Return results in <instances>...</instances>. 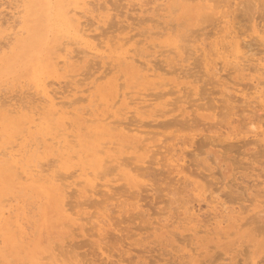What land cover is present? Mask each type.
<instances>
[{
  "label": "rangeland",
  "instance_id": "374dc122",
  "mask_svg": "<svg viewBox=\"0 0 264 264\" xmlns=\"http://www.w3.org/2000/svg\"><path fill=\"white\" fill-rule=\"evenodd\" d=\"M10 1H12V0H7V1L6 0H0V11H1L0 12V18L1 19L3 18V20L0 19V25L2 22V25L0 27V32L2 31L0 33V35H2V36H0V39L2 40L3 37L5 38V36L9 34L8 33L9 32L8 28H9V30L12 31V32H10V34L12 35V38H11L10 34H9V38H7V36H6V38L8 40L16 38L19 42L16 39L11 40V41L9 40L10 43L15 42L14 44H12V46L14 48L11 45L9 46L10 48L5 45V43L10 44L7 41V39H6V42L4 41L5 39L3 40V43L5 42L4 44H0V46L5 45L4 48H3V46L0 47V50L1 49L3 50L2 54L0 53V76H1L0 78L4 77L6 79L8 77L6 79L7 85H5L4 82L2 83V81H6L4 78L0 79V81H1L0 82V84H1L0 88H2L3 85H5V87L7 86L8 88L10 86V88H9L10 90L6 87L7 90L5 89L6 90L5 92L3 91L5 88L3 86V88H2L3 90L0 89V95L2 94L4 96L3 97L1 95L2 99L5 98V99H3L4 101H2V102H5L8 99L9 100H13V99L15 100L16 99L15 102L16 103L18 102L19 106H20L19 107L20 109H18V107H17V109L22 114L20 115L18 113L19 111L16 110V103H14V100L9 101V102L6 101L7 105H3L4 108H2L3 106H0V130H2V131H0V153L1 152L4 153L3 149H6V147L9 145V143L11 141H12V143H10V147L13 146V148L19 149V146L15 145L17 142L16 143L13 142V140H14L13 136L17 135L18 133L20 134V137L23 134H24L23 136H25L26 135L25 131H27V135L25 137L22 136V138H24V139L19 138L21 140V142L19 140V142L17 143V144H20L21 147H23V144H25L24 145L25 148L23 150H21L22 151L21 152V154H22L21 158H23L22 160L24 161V163L25 162H27V164L28 163H30V164L34 163L35 165H37V162L39 160L38 165H37L39 169L37 167L36 168L34 167V169H36V170L38 169L40 171V169L42 168L41 171H43V172H40V173H42V175L39 173L34 178V180L30 179V180L25 181V179L23 177L22 178L24 180H22L21 174L18 173L20 170L17 171L18 169H16L15 172L8 171V170H6V168H4L3 165H0V195L3 197V199H5L4 198L5 196L9 195L7 198H8V200L10 199L8 201L9 202V205H8V202H6L7 199L3 201L2 197L0 196V208L3 207V206H1L3 204H5L6 206L8 205L7 207H10V205L12 204V206H11L12 207L11 209H13L12 213H15L16 217L11 218L10 221L12 222V224H14L16 221L15 219L20 217L21 218L20 222L22 223L21 225L23 226V229L26 228L24 230V232L26 231V233L23 234V237H22L23 239H22V238L18 237L20 235V233L16 234L17 233V231H16L17 227L16 226H13V225L10 226V224L5 225L4 223H3L2 227L0 226L1 227L0 228V234H2V235H0V239H1L0 240V264H53V262H54V264L55 263L57 264L58 260L64 261L65 264H112V262L114 264H116L117 263L116 261H118V259H119V261H118L119 264H143V262H146L145 264H167V263L168 264H177V263L184 264L185 262H186V264H189V263L193 264L192 262H194V260H195L194 264H197V263L198 264H237L239 262V260H240V262L238 264H259V263L264 264V262H263L264 261V227L262 226L263 231H262V227H260V225H264V220H263L264 219V142L262 141V140H264L263 139L264 138V133H263L264 132V129H263L264 128V106H263L264 105V103H263L264 97L262 99V95L264 96V50H263L264 48L263 49L261 48V47H264V39H262L260 37V35H262L264 31L258 30V28H259L258 23L260 21L259 16H261V15H259V13L264 12V9H263L264 1H261V2H263V4H261V6L263 5L262 8H259V4L255 5V3H253L252 4L253 10H251L252 8L250 7V5H249L250 8L248 7L252 12L248 8H247L248 10L245 9L246 11L249 12L250 16H248V13L244 12V9H243L244 6L247 7L246 4L248 3L247 2L248 0H246V2L244 1V3H246V4H244L242 2L243 0H219V1L218 0H192L191 2H190V0H94V1L91 0L92 5L89 4V2H90L89 0H86L85 3H84V0H79V1H77V0H75V1L74 0H51V1H49V0H34V1L33 0H26V1H23L22 0V5L25 4V6H22V5L19 6L18 2L20 0H18V1L13 0V1L17 2V3H15L16 6L18 5L19 8L20 7L23 8V9L20 8L19 10H17L16 6H14L15 4L13 2H10ZM56 1H58V4H56L57 3ZM87 1H88V3H87ZM187 1H189V2H187ZM1 2H3V3H1ZM252 2H253V0H252ZM261 2L259 1V3H261ZM10 3H11V5H10ZM53 3H55L56 5L54 6ZM218 3H220V4H218ZM250 3H251V0H250ZM86 4H88L90 6L87 7ZM159 4H162L160 6V8H159ZM41 5L44 6L42 8L45 11H43V9L41 8ZM85 5H86V8L91 7L90 11H92V12H90L89 10L84 8ZM215 5H216V8H215ZM240 5H241V7L243 5V8H241ZM33 6H35V7H33ZM53 6L55 7L56 10L54 9ZM73 6H75V7H73ZM212 6H214V7H212ZM11 7L16 8L15 10H17V12L20 11V14H18V13L16 14V11L14 9H10ZM50 7H52V8H50ZM59 7H60V9H59ZM72 7H73V10H72ZM76 7H79V8H76ZM164 7H166V9H164ZM185 7H187V8L185 9ZM228 7L230 8V10H233V12L229 11ZM74 8H76V10L79 9V11L81 9L84 11L85 10L89 11V12L85 11V12H87L86 13L87 15H85V17H82L83 20L81 19L86 24L84 22L83 23L81 22V25L84 24L83 25L84 27L88 26L91 30L87 29V27H86V29L89 30V32L94 35V36L92 35L93 41H92L90 36L88 38V40L90 42L89 44L91 46H96L97 50H98V51L97 50L94 51L96 54L93 52L94 53L93 57H92V54H93L92 52H90L91 56L89 53H87V52H89V50L87 48L88 46L87 47L85 46L86 44H79L78 45V44L73 43V44H75L74 48H72L74 46L73 44H71V45L69 44L70 41H71V43L76 42L75 41V25H76V22H73L74 20L72 18V17H74V14H73L74 10H75ZM162 8L164 10H162ZM222 8H223V13L225 12L224 14L227 13L229 15H224V14H222L224 16L220 15ZM57 9H58V11L60 10L59 11L60 13L58 12L59 14L56 12ZM241 9L243 10V13H246V17H245L246 20L244 19V16H243ZM34 10L37 12H34ZM40 10H42V11H40ZM69 10H70V12H68ZM194 10H195V12H194ZM14 11H15L14 15H15L16 19H14L13 18L14 15L11 14ZM54 11L56 13H53ZM79 11H78V13H79ZM84 11H83V14H85ZM254 11H256V12H254ZM167 12H168V14H167ZM209 12L212 13L213 16L211 15V17H210L208 14ZM230 12H232V13H230ZM4 13H6L8 15H6V14L4 15ZM48 13H50V15ZM257 13H258V15H257ZM22 14L24 15L23 18H22V16H21V18H19L20 15H22ZM34 14H36V15H34ZM162 14L165 15V16H163V18L164 17L166 18V22L164 20L165 18L164 19L162 18ZM207 14H208V16H207ZM235 14L237 15V19H235L236 17L234 18V16H233ZM60 15H61V17H60ZM81 15L82 14L80 13L79 16H81ZM203 15L205 17H203ZM47 16H49L50 19ZM104 16H105V18H104ZM159 16H161V17L159 18ZM218 16H220L218 18L219 24L217 23L218 22L217 21ZM253 16L255 17L254 20L252 19ZM24 17H25V19H24ZM29 17H30V19H29ZM68 17H71V18H68ZM209 17H210V19L208 20L207 18H209ZM258 17H259V19H258ZM233 18L235 19L234 22H233ZM238 18H239V20L241 19V21H242L241 23H243L244 24L243 26L245 27V29L241 28V29H243V31L241 30V32H240V29L235 30L237 28V26H235V24H234V26L236 27L235 28V27H233V24H232V23H235V21L238 22ZM249 18H251V20ZM6 19H8L9 21ZM99 19H100V21H98ZM189 19H190V21H189ZM202 19L208 20L207 23L205 20H204V23H202L203 22ZM4 20L8 21L9 23L5 22ZM23 20H24V22H23ZM26 20L27 21L29 20V21L27 22ZM223 20H225V21L223 22ZM56 21H58V23ZM64 21H65V23H64ZM108 21H110L111 23ZM154 21H157V22H154ZM220 21H222V22H220ZM231 21H232V23H231ZM21 22H23V23H21ZM55 22L57 25L55 24ZM164 22H165V24H164ZM209 22H210V24H209ZM5 23H7V24H5ZM25 23H27V24L25 25ZM108 23H110V24H108ZM168 23L171 24L172 26L168 25ZM211 23H213V25H215V26L211 27V25H212ZM225 23H226V25H225ZM241 23L238 22V25L240 26ZM52 24H53V26H52ZM65 24H66V26H65ZM162 24L164 26L167 24L166 28H164V26ZM180 24H182V25L180 26ZM252 24H257V27L255 30L252 28ZM5 25H7V26L10 25V26L6 29ZM47 25H49L51 27H47ZM205 25H206V27H205ZM223 25L226 27H229V28L223 27ZM2 26L5 28H2ZM218 26L221 27V30ZM24 27H25V30L27 32L26 34L24 31ZM172 27H173V31H172ZM215 27L217 29H215ZM222 27L224 29V32H223ZM240 27H242V26H240ZM32 28H35V30ZM49 28H51V29H49ZM3 29L7 30V31H3ZM29 29H32L33 32L36 34L38 33L37 37L34 36L35 34L33 35L32 31L30 32ZM192 29L195 31H192ZM207 29L210 31H207ZM259 29H261V28H259ZM19 30L20 31L23 30V32H19ZM58 30H60L59 32L61 33V37H60ZM61 30H62V32H61ZM165 30H166V32H165ZM218 30H220L221 32L219 31L220 32L219 33ZM244 30H248V31L244 32ZM28 31H29V33H28ZM64 31L67 33V38L64 37L66 35L62 34ZM163 31H164V34L162 35L161 33H163ZM196 31H197V33H196ZM237 31H239V32L237 33ZM152 32H155L156 34L152 33ZM191 32H193L194 35H192L193 33H191ZM199 32L202 34L201 35L198 34ZM204 32H206V33H204ZM242 32H244V34L246 33L245 35H242L245 39L240 36L243 39V41H245L246 44L248 42H250L249 39L252 40V38H254V36H256L255 39L257 38L258 41H261V43L259 42L260 43L259 44L258 42H254L255 41V39H254L253 42L255 44L257 43V45L259 44L258 46H255V44L252 43V41H251V43L248 44V45H251V50H249L250 48L248 45L241 47L242 44L240 45V42L241 43H244V42H242L240 40H239V46H236L232 40V36H235V34H237L239 37V35ZM14 33L16 35H14ZM105 33H107V34L109 33V34L107 35ZM249 33L252 34V36ZM28 34H29V37L27 36ZM224 34L225 35L227 34V36H225ZM52 35H53L55 41L53 39H50V37L53 38ZM196 35H198V36H196ZM222 35H223V37H222ZM110 36H112V37H110ZM115 36L119 37V38L121 37L119 40L121 43L122 42L124 43V41H126L123 44V45L126 44L124 47L119 42L121 49L118 46L119 49L117 48L118 49L117 51L114 50L115 45L118 43L116 41L118 38L115 39L116 38ZM59 37H60V39H58ZM69 37H71L72 39H70ZM127 37H128V39L129 38H131V39L128 40ZM229 37H230V39H229ZM63 38H64V40H63ZM109 38H111V40ZM189 38H190V40H189ZM45 39H46V41H45ZM66 39H68V40L70 39V40L67 42ZM90 39H91V41H90ZM122 39H123V41H122ZM221 39H223V40H221ZM238 39H240V38H238ZM22 40H24L23 41L24 45H23V47H20V46H22V44H20L22 42ZM51 40L53 42H51ZM65 40L68 44L64 42ZM188 40L190 42H188ZM191 40H193V41H191ZM246 40H249V41H246ZM56 41L58 44L56 43ZM46 42H47V44L45 45ZM113 42H116V43H113ZM209 42H211V43H209ZM0 43H2V42L0 41ZM17 43H18V45H17ZM55 43H56V45H55ZM217 43H219V45ZM224 43H225V45H223L224 47L221 46ZM62 44L65 45V47H64L65 50L63 49L64 53L65 54L69 53L67 56H69L70 53H71V55H74V53L75 54L79 53L78 54L79 56L74 55L76 60L80 56L82 57V55H83V57L85 56V60L83 57H82L83 61L81 60L82 63H84V64L79 63L81 57L76 62V60L74 58L72 59V57H74V56H72L70 59V56L67 57L64 53H61L60 49L63 47ZM154 44H155V47H154ZM168 44H171V49H172L171 51H167L169 49V46H170ZM177 44H178V46H177ZM14 45H16V46H14ZM35 45H37L38 47ZM48 45H50L51 49L48 47ZM57 45H60V46H57ZM97 45L100 48H98ZM165 45H168V46L166 47ZM234 45L236 47H238L237 48L238 50H235L236 47ZM260 45H261V47H260ZM42 46H43V48H42ZM82 46L85 47V49ZM112 46H113V50H114L113 52L110 51V50H112V48H111ZM172 46L176 49L178 48L177 49L178 51L176 49H173ZM59 47H60V49H59ZM256 47L260 48L261 50L257 49ZM7 48H9V49H7ZM19 48H21V49H19ZM57 48H58V50H57ZM71 48H72V50H71ZM75 48H76V50H75ZM80 48H82L83 50ZM107 48H110V49H107ZM185 48L188 50H186ZM208 48L210 49V50H208L210 53H208V51H207ZM225 48H226V50H225ZM6 49L8 50V52ZM67 49L71 52L67 51ZM239 49H241V50H239ZM9 50H12V51H9ZM80 50H82V52ZM86 50H87V52H86ZM124 50H125V52H123ZM192 50H193V53H192ZM26 51H28L29 53ZM83 51L86 52L85 55H84ZM129 51H131V52H129ZM47 52H48V54H47ZM114 52H115V58H113ZM171 52H174V53H171ZM189 52L192 53V55ZM213 52L216 54L214 55ZM21 53H23V54H21ZM27 53H28V55H27ZM117 53H119V56H121V57H118ZM127 53H128V55H127ZM200 53H202L203 56ZM207 53H208V55H207ZM16 54L17 55L20 54V55L16 56ZM38 54H40V55H38ZM86 54L88 55V57H92L91 61H93V62L89 61L90 58H88L86 56ZM104 54L106 56H104ZM131 54H133V55H131ZM11 55H12V57H11ZM23 55L24 56L26 55V56L24 57ZM45 55H47V56H45ZM52 55H54V56H52ZM97 55H99V58L102 56L104 57V61L101 59V66L102 67L99 65L100 62H99V64L97 63V61H100V59L99 60L97 59L98 58V57H96ZM130 55L134 58V59L132 58L133 60L130 59L131 58ZM110 56H112L113 59ZM197 56H198V58H197ZM244 56H246V57L249 56V58L246 59V57H244ZM250 56H252L253 59ZM9 57H11V58H9ZM19 57H21L22 59ZM47 57H50V58H47ZM52 57H54V58H52ZM57 57H59V58H57ZM94 57H96V58H94ZM105 57H107V58L105 59ZM122 57H124V60H126L125 63H124V60L122 61L124 63V67H123L122 62H120L121 59H123ZM186 57H187V59H186ZM46 58L49 61L48 60L46 61ZM61 58H63L62 60L64 62L61 60ZM93 58L96 59L97 61L96 60L94 61ZM138 58L140 60L145 59L144 61H146V62L148 60V62L145 65L144 64L145 62L141 63ZM2 59L5 60L4 63H3ZM55 59H57V61ZM109 59H111V60H109ZM114 59L116 61V64L119 65V67H117V66L115 67L116 64L111 63V62L115 63V61H113ZM116 59L120 60L119 63ZM136 59H138L139 61ZM160 59H162V60L164 59V60L162 61ZM248 59H250V61H248ZM10 60H11V62H10ZM14 60H17V61H14ZM59 60L62 61L64 64H62V62H60ZM65 60H66V62H65ZM105 60H108L107 63ZM21 61H23L22 64H21ZM102 61H103V63H102ZM134 61H136V62H134ZM158 61H159V63H157ZM17 62H19V63H17ZM34 62L36 64H34ZM59 62H60V64H59ZM109 62H110V65H109ZM13 63H15V66L12 65ZM56 63H58L59 66H58V64L56 65ZM65 63H67V64H65ZM105 63H106V65H105ZM120 63L122 65H120ZM133 63H135V65H133ZM19 64H20V66H18ZM40 64H43L45 66V73H46V71L48 74L56 72L53 74L54 76L56 74L59 75V73L62 76L56 75L55 76V77H57V79H56L52 74H51V78H50V75L48 77V74H46L45 76H47V79L45 77V79H46L45 80L43 77L44 75L39 74V65ZM85 64H87V65H85ZM90 64H91V66H90ZM125 64L126 65L128 64L127 66L129 68ZM138 64H139V66H138ZM180 64L182 66H180ZM3 65H4V68H2ZM60 65L63 69H60L61 68ZM67 65L69 67H67ZM234 65H236L237 67ZM103 66H105V67H103ZM143 66L147 67V68L150 66V68H149L150 70L147 69L148 72L149 73L151 72L150 74H152V73L154 74V72H155V74L154 75L152 74L150 76L149 74H147L148 72H147L146 68H144ZM175 66H176V69H175ZM238 66H240V67L238 68ZM52 67L54 70L52 69ZM96 67H98V68L96 69ZM113 67L118 68L119 70H114L115 74L111 72L112 73V75H111V74H109L110 73L109 70L111 71V69H113ZM214 67L218 68L217 71H219V72H217L216 69H214ZM219 67L221 68V70ZM9 68H11V69L13 68L14 70L13 69L10 70ZM18 68H20V69H18ZM8 69L11 72H13V74H11V72ZM15 69L18 71H16ZM98 69H99V71H98ZM153 69H155L154 72H153ZM6 70H8L10 73L7 72ZM74 70H75V73L73 72ZM95 70H97V71H95ZM182 70L184 72H182ZM14 71H16L15 74H14ZM77 71H80V72H77ZM93 71L95 72V74H93L94 73ZM116 71H118V72L116 73ZM120 71L122 73L121 78L119 77V75L121 74ZM138 71H139V74H138ZM23 72H25V73H23ZM66 72H68V74L72 75V79H71V75H70V77L68 76L69 78L66 76L67 75ZM87 72H88V74H87ZM4 73L6 75L11 74L12 76L11 75L6 76ZM143 73H144V75H143ZM91 74H93V75H91ZM74 75L76 76L75 77L76 79L75 78L73 79ZM90 75H91V77H90ZM100 75L102 76V78ZM108 75L109 76L111 75L112 77L111 76L109 77ZM114 75H115V77H114ZM15 76H17V79L21 78L22 76L24 77L22 79H25V77H26V79H29V81L31 82V86H32V83H35L36 85L33 84V86H32L33 88L28 87L30 82H28V84L26 82V84H25L24 82L28 81L25 79V80L21 81L24 84V85L22 84V86H21V83H20L21 79H19V81L18 80L15 81L16 80V79H14ZM88 76H89V78H88ZM99 76H100V78H99ZM103 76H104V78H103ZM125 76L127 78H125ZM134 76L137 77L138 79L135 78ZM30 77L33 79H31ZM117 77L120 78V80L119 79L117 80ZM158 77H160V78L158 79ZM48 78H50V80H51V81L49 80V82H51V83L54 82L52 87L50 86L51 87L50 91L53 90V92H57L55 94L57 96L56 101L60 105H56V109H58V111L60 113L65 110V112L61 113V115H60V113L56 114L55 112L50 110L51 108L49 106H47L48 104L44 100H41L43 98V96H42L43 92L40 89H42L41 87H42L43 83L45 85L47 84ZM53 78L56 80L54 81ZM106 78H107V80H106ZM110 78H112V79L116 78V79L110 80ZM133 78H134V80H131ZM9 79L12 82V87H11V84L8 85V83H10V82H8ZM30 79L34 80V81L32 82ZM42 79H43V81L40 82V80H42ZM59 79H61V80H59ZM144 79H146V80H144ZM152 79H154V80L157 79V80L153 81ZM58 80L61 82H58ZM72 80H73V82H71ZM158 80H160V81H158ZM45 81H47V82L45 83ZM116 81L117 82L119 81V83H121L122 86L120 84V87H119L118 86L119 84ZM142 81H143V83H142ZM146 81L147 82L151 81V82H149V84L146 85ZM15 82H16V84H15ZM17 82H19L20 85ZM75 82L77 84H75ZM100 82L103 83V85L102 84L99 85ZM160 82H162V83L164 82V84H162ZM13 83L15 84L16 89H15ZM144 83L146 85V89H145ZM95 84H97V85H95ZM112 84L113 85L117 84V86L119 88H117V86H113ZM141 84L143 86L140 87ZM25 85H27V87L24 89ZM49 85H51V84L49 83L48 86ZM185 85H186V89L188 88L187 90H185V88H184ZM254 85H255L256 89H255ZM138 86H139V88H138ZM19 87H21L22 89ZM104 87H106V91H108V93L106 92L107 94H105V88ZM115 87H116L115 92L110 89V88L115 89ZM258 87L259 88L261 87L262 89L261 88L259 89ZM11 88H13V89H11ZM17 88L20 89V93L18 92L19 89H17ZM34 88H38V89L36 90ZM46 88H48V87H46ZM49 88H48V90H49ZM96 88L98 90H96ZM101 88H104V89H101ZM99 89L101 90L102 93L100 92ZM257 89H259L258 92H256ZM12 90L14 93L12 92ZM35 90H36V92H35ZM118 90L120 91L119 95H117ZM168 90L170 92L166 93L165 91H168ZM15 91H17V92L15 93ZM22 91H23V94H21ZM26 91H29L28 94ZM95 91H97V92L99 91V92L95 93ZM184 91H186V92L184 93ZM8 92L12 93L11 94L12 98L10 97V95H9L10 93L8 94ZM38 92H40L42 95L40 96L39 94H37ZM109 92H111V93L109 94ZM5 93L7 95H4ZM18 93L21 94V96H23L24 98H22L19 95H15V97H13L14 96L13 94H18ZM100 93H101V95H99ZM113 93H114V95H113ZM97 94L99 95L98 97H100V96L101 97L104 96V98L106 97L105 99L104 98H102V99H104L105 101L107 100V101L104 102V100H102V102H99L100 98L99 99L97 98ZM183 94H184V96H182ZM111 95H112V97H111ZM1 96H0V98H1ZM53 96H54V93H53ZM116 96L118 97L119 100H121V99L123 100V101L121 100V102H119L120 104L116 103V101H118V100L114 99V98H117ZM123 96H125V97L123 98ZM20 97L22 98L21 100H24L26 98V103H25V100H24V103L22 102L24 105L26 104L24 106L23 112L21 111V105L22 104L20 102L21 100H19ZM39 97H42V98L40 99ZM90 97H92V98L90 99ZM109 97H111V98H109ZM140 97H145V99L141 98V99L145 100V102H141ZM237 97H239V98H237ZM94 98L98 99V101H95L96 104L98 102H99V104L102 103L101 105L97 104L98 107L100 106L99 109L97 108V105L92 106V104H95V103H92V104L90 103V100L92 102V99H94ZM107 98H109V99H107ZM112 98L114 99L113 101H112ZM131 98L132 99L134 98V99L131 100ZM180 99L182 101H180ZM108 100H109V103H108ZM126 100L131 101V102L127 103ZM134 100L136 101V103ZM114 101L116 104L113 103ZM42 102H44L43 104H46V105H43ZM72 102H74V103H72ZM137 102H140V103H137ZM170 102H171V104H170ZM244 102H247V103H244ZM29 103H31V105H34L32 108H34V110H36V111L31 110L32 109L31 107L26 110V108L28 107L27 105ZM38 103L39 104L41 103V105L38 106L39 105ZM241 103L243 105L242 107H241ZM2 104L3 103H1V100H0V105H2ZM11 104H15L14 105L15 107L13 108L12 107L13 105H12L10 108ZM36 104H37V106H36ZM105 104L107 106H105ZM109 104L111 106H113V104L115 106L118 105L119 108L121 107L120 108L121 110H123V107L120 105L121 104L122 105L127 104L125 106L126 107L128 106L127 108L129 109V112H127V110H128L127 108H124V109H126V112L124 110L125 113L122 112V114H124V115L121 114L122 115L121 116L119 114V112H121V111H119L120 110L119 108H116L118 111V114H117V112L114 113L115 110L113 111V114L115 115L114 119L116 117L118 120V117H120L119 120H121L124 123H125V121L128 122L127 120H130L129 116L131 117V120H132L133 119L132 117H134L135 115H138L140 113V109H141L142 113L139 114L138 117L135 116L134 119L137 120L139 118L138 120L140 121V119H141L142 123H143V121H145L144 124L146 126L142 125L143 127H141V129L137 130V129L133 128L134 127L133 125L129 126V124H128L129 122L125 123V124H123V123L120 124L121 123L120 122V123H118L120 125L116 124L115 122H110V121L106 122V120H110L112 118V117L110 118V114H109L111 109H115V106H114V108H109L110 107ZM135 104L136 105L139 104V106H136ZM130 105L133 109L130 107ZM142 105H143V107L141 108L140 106H142ZM227 105H228V107H227ZM238 105H239V107H238ZM5 106H7V107L5 108ZM102 106H103V111H104L103 113H102ZM181 106H183L188 112L186 110L185 111L183 110L185 112L184 113V112H182V110H179V109L183 108ZM230 106L232 107L231 109H229ZM236 106L239 109H236L237 108ZM246 106H248V107H246ZM39 107L40 108L45 107L44 110L46 113L44 112L43 109H40ZM57 107H59L60 110H62L63 107H64V109L62 111H60L59 108H57ZM95 107L97 108V110L95 109ZM104 107H108V108H104ZM46 108L48 109L47 110L48 112L46 111ZM136 108H137V110L140 108L138 112H137ZM9 109H11V111L13 110L12 112L14 114H12V112ZM76 109H78V111ZM106 109L109 110L108 114H107ZM167 109L168 110L172 109V111H170V113L173 114L174 117L177 115L176 118L178 121L181 118H182V120L184 118V121H185V117H187L188 119L187 118L186 119L188 120L187 123L189 124V127L187 125L186 126L188 128L185 127L184 126L185 123H183L184 124L183 127H182V125H179V122L181 120L179 122L177 121L178 125H175L176 124V122H175L174 126H176V127L172 126V128H171V123L173 125L174 122H169V124L167 122L168 125H165L166 122L164 123V125L160 122L159 123L160 125H159L157 123L158 120L159 121L160 120L166 121L167 119H170V118L171 119L169 121L172 120L173 115L171 116L169 113L165 112V111H167ZM14 110L17 112H15ZM25 110H26V112L31 110V112L33 111V113L30 116L29 114L31 112L26 113ZM49 110L52 111L53 113H55L54 116H52V112H50L51 114H49ZM73 110L75 111V114L72 115L71 112H73ZM80 110L82 113H80ZM132 110L136 111L137 113L132 112ZM162 110H165V111L163 112ZM38 111L40 113L39 117L35 116L36 114H38ZM42 111L44 114L42 113ZM68 111L69 112L71 111V112L69 113ZM257 111H259V112H257ZM76 112H78L77 113L78 115L76 114ZM83 112L86 114H84ZM16 113H18L17 114L18 116L16 115ZM93 113H94V115H93ZM97 113L101 114L102 120L99 119L100 115L99 114L97 115ZM161 113H162V117H160ZM79 114H81V115H79ZM102 114H103V116H102ZM104 114L107 115L106 116L107 119H105L106 117ZM168 114L170 115V117H168L169 116ZM193 114H195V115L193 116ZM63 115L65 118L62 117ZM75 115H77L78 117ZM141 115H142V117L140 118L139 116H141ZM40 116H41V119L45 118V119H43L44 121L41 119L39 120L42 123H40L38 121V119L36 120V118H40ZM83 116L89 117L88 119L91 118V120L94 117H96L98 120L96 118H94V120L96 122H93V120H92V122H91V120H89V121L87 120V123H85L86 118H84ZM98 116H99V118H98ZM189 116L191 118H193V117L195 118V116H196V118L199 117V119L197 118L198 119L197 120L195 118L196 120L195 119L191 120V118ZM30 117H31V119H30ZM33 117H36V118H34V122L32 119ZM50 117H52V118L54 117V119H52ZM61 117L64 119H62ZM156 117H158V119ZM70 118L75 119L74 120L75 122L72 121ZM5 119H6V121H5ZM47 119H48L47 125L49 123V120L51 122V123H49L50 128L47 126L49 128V129L47 128L48 130L46 129V126H44V129H43V126H41V124H43L44 122L46 123ZM68 119L71 121V123L72 122L73 123L70 124V121ZM154 119H156L157 121ZM8 120L11 123H9ZM61 120H63V121L66 120V121L63 122ZM67 120L69 121V123L67 122ZM27 121H28V123H26ZM31 121H32V123H31ZM76 121H79V122L76 123ZM98 121H100V123ZM174 121H176L175 118H174ZM196 121H197V123H194ZM4 122L6 124L5 126H4ZM37 122H39L40 124H38ZM52 122L53 123L56 122V124H58L57 127H60L59 129H62V131L67 130L68 135L69 134L73 135V137H72L73 140H71V138H70L71 136L69 137L70 138L69 140H71L70 141L71 145L73 147H75V145L76 146L79 145V147L77 146L76 148H73L70 145L72 147L71 150L70 149L67 150L66 147L68 148L70 146L67 145L66 147H63V145H61V147H62L61 148L59 143L62 144V142L64 140L63 141L60 140V137L61 138L66 137L67 134L65 132H62V134L64 136H60L61 130H59L57 127H55L54 126L55 124L53 125ZM62 122H63V124H62ZM116 122H118V121H116ZM132 122H131V124H132ZM147 122H149V124ZM33 123L36 126H34ZM136 123H138V122H136ZM69 124H70V127H68ZM75 124L76 125L79 124L80 127L78 125L77 126L79 128L77 126L75 127L74 126ZM106 124L109 125L110 127L107 126ZM190 124H192V125H190ZM16 125H17V127L18 126L19 127L15 128ZM29 125H33V128L30 127ZM71 125L73 127H75L74 130H73V127H71ZM97 125H99V126H97ZM124 125H128L129 127L126 128V127H124ZM213 125H214V127H213ZM61 126L62 127L64 126V128H62ZM113 126H116V127L119 126V127L116 128ZM210 126H212V127L210 128ZM12 127H14V128L11 129ZM53 127H55L56 130H58V131H56ZM83 127H86L87 129L85 128V130H84ZM23 128L24 129L29 128V130L30 129L32 131L34 130V132H31V130L28 131L27 129L25 131L24 130L20 131V129H23ZM36 128H37V130H35ZM52 128L54 129L55 132L53 131ZM93 128L94 129L98 128L97 130H94L95 133L93 131ZM103 128H104V132L107 131L106 133H103ZM125 128H126V130H125ZM130 128H133L132 129L133 133H129V132H132ZM71 129L73 130V132ZM121 129H123V130H121ZM175 129H177V130H175ZM230 129H231V131H230ZM39 130L41 131V134L43 133V135H41V134L38 135V133L40 132ZM70 130H71V132H70ZM75 130H77V131H75ZM88 130H91L94 135L92 136V133H90L91 131H88ZM99 130H101V131H99ZM118 130L122 134L123 133H125V134H123V136H122V134ZM140 130H143V131L141 132ZM79 131H81L80 133H82V134H80ZM97 131H99V132H97ZM127 131H128V133H127ZM137 131H140V132L136 133V135H135V132H137ZM15 132H17V133H15ZM29 132H31V133H29ZM44 132H46L45 134L51 133L52 135H54L52 137L57 138V140L59 138V140L61 142L54 141V140H56L55 138L49 140L51 138V134H49L50 138L47 137V139H46L47 135H45ZM56 132H58L60 134V135H58V133H57V137L55 134ZM117 132H118V134H117ZM224 132L225 133L227 132V133L225 134ZM32 133H33V135H32ZM6 134H7V136H5ZM19 134L17 136H19ZM76 134H79V135H76ZM108 134H110L109 137H108ZM205 134H207L209 137L206 136ZM209 134H211V135H209ZM212 134H213V137H212ZM86 135H88L89 137ZM97 135H98V138L100 140L97 138ZM126 135H127V137H126ZM225 135L231 136V137H227V136L225 137ZM242 135H243V137H242ZM27 136H29V137H27ZM36 136H39V139L42 137L41 138L42 140H40L41 142L44 141L45 139L46 140L44 141V143L42 142V144L40 141H38L39 143H37L38 137H36ZM118 136H119V138H118ZM214 136L217 138H215ZM104 137H106V139L111 137V140L109 139V141H108L110 143H108L107 142L108 139L105 140ZM114 137L117 139H114ZM206 137H208L209 139ZM17 138L18 137L15 138L16 141H18ZM74 138L76 140L78 139L77 144H76V140ZM92 138H93V140H92ZM202 138H204L206 140V142L208 141V143L204 142L205 140ZM227 138L230 141L236 140L238 142V144L236 143V141H234L236 144L234 142L231 143ZM257 138L262 139V140H259V143L261 142L260 144L256 143V142H258ZM25 139L29 140V141H26ZM81 139H82V141H80ZM118 139H120L121 142ZM200 139H201V141H200ZM210 139L215 140L216 142H212ZM239 139L241 141H239ZM9 140H11V141L9 142ZM225 140H226V142H225ZM255 140H257V141H255ZM72 141H74L73 143H75V145L72 143ZM88 141H89V143H88ZM242 141H243V143H242ZM26 142H28V143H26ZM57 142H58V144H57ZM112 142H115L119 145L115 144L116 146H114V143H112ZM136 142H137V144H136ZM222 142L224 144H222ZM35 143L37 145H35ZM83 143L87 146H85ZM131 143L133 145V148L137 145L135 147L136 150H135V148L133 149L131 147L132 146V145H130ZM202 143L203 144L206 143L207 145L204 146ZM219 143H221V144H219ZM227 143H228V146L230 147V149L228 146H226ZM230 143L232 145H230ZM246 143H248V144H246ZM26 144H28V145H26ZM32 144H33V146H32ZM49 144H52V145L50 146ZM98 144H100V146L102 145V147H101V152L103 151L102 153L97 151L98 148L100 149V147H98L99 146ZM104 144H106L105 145L106 147L103 146ZM111 144H113V145H111ZM199 144H201V145H199ZM124 145H127V146H124ZM158 145H159V147H158ZM224 145L226 147H224ZM258 145H260V147H258ZM37 146L41 147V148L39 147L40 151H38L39 149L37 148ZM55 146L60 148V150L62 149V151H60L62 154L58 151L59 149L57 147H56L57 150L55 151V149H56ZM109 146L110 147L114 146L113 147L114 150L116 151L117 149H119V152L116 151V153H115L112 148H110L111 150L109 149ZM119 146H120V148H119ZM141 146H142V148H141ZM1 147H2V149H1ZM103 147H104V150H102ZM116 147H118V148H116ZM198 147H200V149ZM63 148L66 150L64 151ZM194 148L195 149L198 148V149H196L197 151ZM224 148H225L226 152H225ZM7 149H11V148H9V146H8ZM26 149H27V151H26ZM41 149H45V151L44 150L41 151ZM84 149L86 150V152ZM46 150H48V152H50V155L52 154L51 155L53 157V159L51 158L52 161L50 160L51 156L49 155L48 152H46ZM77 150H78V152H76ZM79 150H81V151H79ZM122 150L124 152H122ZM229 150H231V151H229ZM33 151H34V153L36 151H38L39 152L38 155H37V152L35 153L36 155H34ZM54 151H55V154H54ZM66 151H68L69 153ZM153 151H155V152L157 151L158 154L153 152ZM159 151H162V152H159ZM192 151L194 154H196V156L192 153ZM240 151H242V152H240ZM26 152H28V153H26ZM42 152H43V154H42ZM44 152L47 153L48 157L50 156L49 157L50 161H48V163H46L47 162L46 159H48V157L46 156V154L44 155ZM82 152H84V155H80V154H83ZM63 153L66 155H64ZM113 153H115L114 157L116 156V159H112V158H114ZM161 153H163V154H161ZM23 154H25L24 155L25 159L23 157ZM58 154L60 156H58ZM72 154H76L75 157ZM106 154H108L109 157H105V156H108ZM152 154L154 155V157L152 156ZM155 154H156V156H155ZM86 155H87V157H86ZM35 156L37 158H35ZM57 156H58V158H56V160L58 159V162L56 163L55 157H57ZM3 157L4 156L1 154L0 160L5 159V157L4 158ZM44 157H47V158H44ZM122 157L124 158V160H123V163L121 165L120 163L122 162ZM27 158H28V160H27ZM70 158H71V161H69ZM72 158L80 167L77 164L75 165ZM105 158H106V162L109 159H110V161L112 159V162H107V167H105L106 165L103 166V164H106L103 161ZM107 158H109V159H107ZM118 158H121V160ZM42 159L46 160L45 163L43 162L44 164L40 163L43 161ZM92 159H94V160L92 161ZM126 159H127V161H126ZM131 159H134V160L130 161ZM136 159H137V161H136ZM140 159H142V160L138 161ZM34 160L37 162H33ZM146 160H147V162H146ZM23 161H22V163H23ZM80 161H82L81 162L82 164L80 163ZM85 161H88L87 165H86V163H84ZM117 161H120V162H117ZM194 161H195V163H194ZM196 161L198 164L196 163ZM68 162H70V163H68ZM129 162H132V163H129ZM39 163L41 165H39ZM54 163H55V165H53ZM65 163H67V164H65ZM117 163H118V167H121V169L117 168V171H116V170H114L115 168H113V171H114L113 172L111 168L114 166L117 167L116 166ZM134 163H135V166H134ZM92 164H94V165H92ZM110 164L112 167L108 166ZM178 164H180V165L178 166ZM137 165L140 167V169L137 168L138 167ZM198 165L200 168L198 167ZM99 166H100L101 170H104L105 168L108 169L109 167H111V168H109L110 172L109 173L107 172V174H106V173H104L105 171L104 172L100 171ZM44 167H46V168H44ZM60 167L63 169H61ZM74 167L75 168L79 167L78 168L79 170L78 169L74 170ZM103 167H104V169H103ZM133 167L137 168L138 170L135 168L131 169ZM177 167H178V169H177ZM64 168H65V170H67V169L71 170V171H69L70 174H68V172H67L68 170L66 171V173L68 174V176L65 178L68 180V181L65 180V182L67 181V185H65L64 182L62 184V182L59 181V178H57V176H55V175H57L55 170L58 171V169H60L61 171L58 173H61L62 170L65 171ZM125 168H126V170H125ZM172 169H174V170H172ZM73 170L76 171L74 175H72V173H71ZM81 170L84 171L86 175ZM98 170L100 172H103L105 176L106 175H108V176H106V178H104V177L100 178L96 173ZM109 170H106V171H109ZM118 170L121 171L124 175L121 174V172H119ZM3 171L5 174L2 173ZM74 171H73V173H74ZM88 171H90L93 174L88 173ZM111 171L113 172L112 174H111ZM44 172H46L45 174H47V175H44ZM116 172L118 173V175H119V173L121 175H123L122 177L125 176L124 177L125 180H124V178L121 179L120 176L118 178V175L116 174ZM48 173H50L51 175H49ZM63 173H65V172H63ZM66 173H65V176H66ZM95 173H96V176H94ZM138 173H140V174H138ZM9 174H10V176H9ZM89 174L91 175L90 177H89ZM99 174H101V173H99ZM16 175H19V177H17ZM40 175L44 176V178L42 177L43 179H40V177H38ZM81 175L83 177H84V175H85V177L88 175L87 177H89V179L86 177V179L84 178L85 180L83 181L82 180L83 177ZM126 175H128V176H126ZM11 176L12 177L14 176L16 181L13 179L14 177L12 178ZM50 176L52 178H48ZM59 176L61 177V175L58 174V177ZM72 176H73V178L76 177V179H77V177L81 176L79 184H81L83 186H79L78 183L74 184V183L69 182L70 180H72V178H71ZM92 176L95 179L92 180ZM97 176L102 180H100ZM100 176L102 177V175H100ZM237 177H239V178H237ZM9 178H12V179H9ZM18 178H19V182L22 180V182H20V184L18 182ZM55 178H57L58 180H56ZM68 178H70V180ZM109 178L111 180L112 179L114 180V178L115 179L118 178L119 180L117 179V180H114L115 182H112L113 180L111 181ZM178 178H180V179L177 180ZM97 179H99V180H97ZM108 179H109V182L111 184L108 182ZM11 180H13V182H15V183H12ZM60 180H64V178L62 179V177H61ZM95 180L98 181L100 184L98 185L97 184L98 182H95ZM134 180H137V182ZM73 181L75 182V179H73L72 182ZM57 182L59 184H57ZM76 182H79V179ZM101 182L102 183L106 182V184H109V185H112V183H114V187H116L117 192H119V190H118V187H119V188H122V190H124V191L128 190L127 191L128 195L126 192H124L120 189L121 192H119V193L122 194V196H120V198H119V196H118L119 193L118 194L116 193L117 195L115 194L116 197L114 196L115 199L116 198L120 199V201H118V199H117V201L119 203L116 200L114 201V198H111V199H109V201H106V202H108L107 204L104 201V203H103L105 205L104 206V205L100 204V202L101 201L103 202V200H102L103 197H105L103 199H107L106 197L110 196V194H108V193H110L111 188H109V189L106 188L107 193L105 196V194H102L103 191L101 192L100 189L103 186L104 187L103 190H105V187H108V185L100 186ZM132 182H133V184H132ZM185 182H187V184ZM16 183H18V184H16ZM26 183L28 185H26ZM42 183L45 184L44 188L46 187V185H48V183H51L49 185L52 186V188L50 186H49L50 188L47 186L46 187L47 189L45 188L47 191H45ZM68 183H69V185H68ZM126 183H128V184H126ZM182 183H184V184H182ZM11 184H13V185H11ZM29 184H30V186H29ZM37 184H38V186H37ZM89 184H90V186H89V188H87L86 186H88ZM95 184L98 185L97 188L99 186L101 187V188H99L100 191L97 188H95V186H96ZM124 184L127 185V186L126 185L125 186L128 189L125 190V189H123L124 188L123 186L122 187L120 186V185H124ZM178 184H181L182 186H180ZM22 185H26L27 188H29V189H26V186L22 187ZM63 185H65V186L63 187ZM91 185H92V189H90ZM117 185H119V186L117 187ZM130 185H133V188ZM31 186H32V188L30 189ZM36 186H37V188H36ZM66 186L67 187L69 186V187L66 189L65 188ZM70 186H72V187L74 186L73 187L74 189L76 187H78L80 189L79 190L80 192L76 191L78 193L77 195L79 197H77V195H75L76 192L74 193V195L76 197L73 195L74 190H72V188ZM184 186H186V187H184ZM62 187H63V189H62ZM109 187H113V186H109ZM181 187H183V189ZM42 188H43L44 192L41 190ZM59 188L62 189V191H60ZM64 188L66 190L70 189L69 191H71L72 193L71 192L68 193V191H66V193H65ZM85 188L88 190H86ZM232 188H237V189H236V191L234 189V192H232L233 191ZM21 189H23L24 191ZM133 189H135L134 190L135 192L129 193V190L133 191ZM16 190H18V191H16ZM34 190H38L41 194L37 191V193L40 195H38V194H36V196L33 195L34 200H30V199H33L30 197H32L31 195L34 194V192H35ZM75 190H77V188ZM89 190L90 191L92 190L91 191L92 195H91ZM113 190H114V188H113ZM116 190H114V191L116 192ZM86 191H87V194L90 193V194H88L90 196H88L87 194H84V193H86ZM62 192H63V194L59 196V194H61ZM113 192L111 191L112 194H113ZM42 193L44 196H41ZM64 193H65V195H64ZM67 193H68V195H66ZM93 193H94L95 197L97 198V199L95 198V201L98 202V200L101 198L100 199L101 201H99L98 205L96 203H93V202H92L93 205H91L90 202H88V203H90L89 205L87 203L86 204L78 203L79 200L80 201L82 200L81 202H83V200H85V199H86L85 201H88V200H92V198L94 201ZM135 193H136V195H135ZM17 194L22 195V196H19ZM46 194H47V196H46ZM80 194H82L84 196L80 197ZM132 194L135 197L132 196ZM229 194H231V195H229ZM16 195L19 196L20 198L18 199L16 197ZM52 195H54V197ZM89 197H91V199ZM130 197H131V199H129ZM132 197L135 200L134 199L132 200ZM44 198H45V202H44ZM67 198L68 199L70 198L68 201H69V203H70V201L72 203L67 204L65 202V201H67ZM126 198H128L127 200L129 203L125 200ZM214 198L216 199L217 202L214 201L215 200ZM37 199L38 200L41 199L42 204L40 201L38 202ZM1 200H2V202H1ZM29 200H30V202H32L31 204H30ZM55 200H57V202ZM124 200L127 202L126 206H123V205H125ZM258 200H260V201H258ZM35 201H37V203ZM121 201H123L124 204L122 203L121 207H116L115 203L117 202V206L118 205L120 206ZM188 201H190V202L188 203ZM210 201H212V203ZM3 202H5V203H3ZM112 202L115 205L111 204ZM130 202L133 204H130ZM134 202H135V204H134ZM198 202H201V203H198ZM25 203L26 204L29 203V204H27L28 206H26ZM71 204H73V206H74L73 207L74 209L72 208L73 209L72 211L70 210L71 207H69V209L67 208ZM128 204H129V206H128ZM137 204H138V206H137ZM37 205L38 206L40 205L39 206L40 211L38 210L39 207ZM75 205H77L76 208H75ZM107 205L108 206L110 205V208L112 206L111 209H113V210L117 209L118 211L114 210V212H113L111 209H109V207H107ZM113 205H114V207H113ZM222 205H224V207ZM248 205H249V207H248ZM25 206H26V208H25ZM92 206H94V208ZM241 206H243V207H241ZM245 206H247L248 209ZM18 207H21V208H18ZM31 207H32V210H31ZM34 207H35V209H34ZM106 207L108 209L106 210V212H104ZM122 207L125 210L126 209L127 210L124 211L123 209H119ZM190 207H192V209ZM230 207L233 209L231 210ZM189 208L191 210H188ZM221 208H222V211H221ZM16 209H18V211ZM202 209H203V212H202ZM109 210L112 211L111 214H110ZM141 210H143L145 212L142 213L143 211L141 212ZM233 210L235 213L232 212ZM243 210H246V212L244 213ZM74 211L77 213H73ZM101 211H102V214H101ZM255 211H256V214H253V213H255ZM29 212H32V213H29ZM119 212H120V214H119ZM130 212L133 215H131ZM188 212H190L192 214H190ZM193 212L196 214H194ZM222 212H224V213L222 214ZM92 213H94L93 214L94 216H92ZM129 213H130V215H129ZM218 213H220V214H218ZM30 214L32 215V217H30L31 216ZM99 214H101L100 215L101 217L104 214L103 217L106 219H103V217L102 218L99 217ZM105 214H106V216H105ZM214 214H215V216H214ZM217 214H218V216H217ZM67 215L68 216L71 215V216L67 217ZM250 215H252V216H250ZM130 216H132V217H130ZM223 216L224 217L227 216V218L225 217V221L222 222L221 220H224ZM229 216H230V218H229ZM232 216L235 217V219H237L238 221L235 220ZM76 217H77V219H76ZM89 217H91L92 221L90 219H88V220H90V222L89 221L87 222L86 220ZM95 217H96V219H95ZM186 217H188V218L190 217L192 220L191 219H184ZM215 217H217V218H215ZM247 217L252 218V219L255 218V219L252 221V219H249V218L247 219ZM257 217L261 221L257 220L258 219ZM181 218H183V219H181ZM229 219H232V220L230 221ZM245 219H246V221H245ZM13 220H15V221H13ZM41 220H42V222H41ZM100 220H102V223ZM31 221H32V223H31ZM75 221H77V223H75ZM106 221H107V223H105ZM218 221L221 224H218ZM94 222H95V224L97 223V225L100 229L97 228V225L94 226ZM245 222H247V223H245ZM103 223H105V224H103ZM243 223H244V225H243ZM249 223H251V224L249 225ZM29 224H30V226H29ZM240 224L243 226H241ZM91 225L94 226V228L92 227V229H91ZM257 225H259V226H257ZM11 227L13 229H11ZM39 229H40V231H39ZM194 229H196V230H194ZM204 229L205 230L207 229L206 231H208L209 234H206L207 232L204 231ZM85 230L88 231L89 235L86 233ZM193 230H194V232H193ZM199 230H201V232ZM168 231H170V232H168ZM210 231L212 232V234ZM231 231H232V233H231ZM233 231H234V233H233ZM28 232H29V234H28ZM198 232H199V234H197ZM100 233H101V235H100ZM259 233H260V235H259ZM97 234H99V236ZM3 235H4V238H3ZM193 235H195V236H193ZM198 235H200V236H198ZM203 235L208 236V237L204 236V241H202L203 239H201V238H203ZM25 236H26V238H25ZM179 236H180V238H179ZM182 237H183V239H182ZM195 237H199V238H195ZM210 237H212V238H210ZM18 239L19 240L22 239V240L19 241ZM22 241H24L25 245L23 243H20ZM81 241H84V242L82 243ZM75 242H77V243L74 244ZM196 242L198 243L199 247L197 246ZM241 242H242V245H240ZM55 243L57 244V246L55 245ZM15 244H17V245H15ZM78 244H82L83 246L80 245L81 247L78 248ZM204 244L208 245V246H205ZM1 245L3 248L1 247ZM18 247H19V249H18ZM56 247H57V249H56ZM60 247L65 249V250H62ZM211 247H213V248H211ZM232 248H234V249H232ZM1 249H3V250H1ZM4 249L7 251H5ZM207 249H208V252H207ZM61 250L63 251V253H61L62 252ZM128 250L130 252H128ZM245 250H247V252ZM123 251H125V253H122ZM192 251L194 253H192ZM201 251H202V253H201ZM204 251H205V253H204ZM220 251H221V253H220ZM5 252H7L6 254L8 256L5 255ZM64 252L65 253L67 252V253L65 254ZM126 252H128V253L126 254ZM244 253H245V255H244ZM49 254H51V255H49ZM64 254L67 255V256H65V259H64ZM181 254H186V255L181 256ZM191 254H194V257L191 256ZM198 254H200L201 256H197ZM202 254H203V256H202ZM24 255L26 256V258ZM47 255H49L51 257V259ZM176 255H177V257H176ZM195 255H196V258L198 257V259L195 258ZM217 255H218V257H217ZM190 256H191V258H190ZM106 257H108V258L106 259ZM188 257H189V260H188ZM214 257H216L217 259ZM109 258H110L111 263L109 262ZM122 258H124V259L126 258L127 260L125 259L126 261L123 260V262H121ZM176 258H177V262H175ZM185 258H186V261H185ZM212 258L214 260H212ZM223 258H226V259H223ZM112 259H114L115 262ZM120 259H121V261H120ZM208 259H210V261ZM231 259L234 260V262H232ZM10 260H12V261H10ZM180 260H181V262H180ZM183 260L185 261L184 263L182 262ZM190 260H193V261L190 262ZM206 260H208V262ZM215 260H217V261H215ZM187 261H189V263H187ZM165 262H167V263H165Z\"/></svg>",
  "mask_w": 264,
  "mask_h": 264
},
{
  "label": "bare ground",
  "instance_id": "6f19581e",
  "mask_svg": "<svg viewBox=\"0 0 264 264\" xmlns=\"http://www.w3.org/2000/svg\"><path fill=\"white\" fill-rule=\"evenodd\" d=\"M6 1H7V0H6ZM17 1H18V0H17ZM23 1H26V0H23ZM33 1H34V0H33ZM49 1H51V0H49ZM74 1H75V0H74ZM77 1H79V0H77ZM85 1H86V0H84V3H85ZM89 1H90L89 4L92 5L91 2L94 1V0H92V1L89 0ZM191 1H192V0H190V2H191ZM218 1H219V0H218ZM244 1L246 2V0H243L242 2L244 3ZM259 1L261 2V1H264V0H259ZM259 1H258V0H253V2H252V0H251V3H250V0H248L247 2H248L249 4H248V3H247V4L244 3V4L247 5V7L244 6V8H243V5H242V7H241V5H240V7L244 9V12H247V13H248V16H250L249 12L246 11L245 9H247V8L249 7V5H250V7L252 8V4H253V3H255V5L259 4V8H262L264 4H263V2L259 3ZM10 2H13L14 4L17 3L16 1H13V0L10 1ZM56 2H57L56 4H58V1H56ZM98 2H99V1H98ZM187 2H189V1H187ZM215 2H216V1H215ZM1 3H3V2H1ZM4 3H5V2H4ZM20 3H21V4H20ZM28 3H29V2H28ZM42 3H43V2H42ZM49 3H50V2H49ZM87 3H88V1H87ZM243 3H242V4H243ZM18 4H19V6L22 5V0H20V1L18 2ZM31 4H32V3H31ZM37 4H38V3H37ZM53 4H54V6L56 5L55 3H53ZM60 4H61V3H60ZM96 4H97V3H96ZM162 4H163V3H162ZM162 4H159V8H160V6H161ZM185 4H186V3H185ZM218 4H220V3H218ZM261 4H263V5L261 6ZM10 5H11V3H10ZM34 5H35V4H34ZM78 5H79V4H78ZM83 5H84V4H83ZM83 5H82V6H83ZM86 5H87V7L90 6V5H88V4H86ZM86 5H85L84 8H86ZM94 5H95V4H94ZM213 5H214V4H213ZM1 6H2V5H1ZM7 6H8V5H7ZM14 6H16V4H15ZM19 6H18V5L16 6L17 10H19L20 8H22V7L19 8ZM22 6H25V4H23ZM54 6H53V7H54ZM80 6H81V5H80ZM96 6H97V5H96ZM197 6H198V5H197ZM197 6H196V7H197ZM218 6H219V5H218ZM9 7H10V6H9ZM29 7H30V6H29ZM33 7H35V6H33ZM33 7H32V8H33ZM39 7H40V6H39ZM42 7H44V6L41 5V8H42ZM48 7H49V6H48ZM57 7H58V6H57ZM73 7H75V6H73ZM73 7H72V10H73ZM204 7H205V6H204ZM212 7H214V6H212ZM240 7H239V8H240ZM245 7H246V8H245ZM250 7H249V8H250ZM16 8H14V7L12 8V7H11L10 9H14V10H15ZM27 8H28V7H27ZM27 8H26V9H27ZM50 8H52V7H50ZM76 8H79V7H76ZM76 8H74V9H75V10H74V13H73V14H74V17H72L73 20H74V21H73V20H72V21H73V22H76V25H75V41H76V42H72V43H71V41H70L69 44H70V45L73 44V43L78 44V45H79V44H86L85 46H86V47L88 46L87 48H88V50H89V52H87V50H86V52L89 53V54H90V52L93 53L94 51L97 50V47H96V46H91V45L89 44L90 42H89L88 38H89V36H90L91 39H92L94 35L91 34V33L89 32V30H91V29H90L88 26H86V27H87V29H89V30H87L86 27L83 26L84 24L81 25V22H82V23L84 22V21H82V20H83L82 17H85V15H87L86 13L90 11L91 7H90V8H86L87 10H89V11L85 10V11H87V12H85V11L82 10V9L80 10V11H81V12H80L79 9H77V10L79 11V13H78V11L76 10ZM92 8H93V7H92ZM186 8H187V7H185V9H186ZM215 8H216V5H215ZM249 8H248V9H249ZM22 9H23V8H22ZM24 9H25V8H24ZM28 9H29V8H28ZM42 9H43V8H42ZM54 9H55V7H54ZM59 9H60V7H59ZM164 9H166V7H164ZM164 9L162 8V10H164ZM217 9H218V8H217ZM228 9H229V11H232V12H233V10H230L229 7H228ZM248 9H247V10H248ZM257 9H258V8H257ZM263 9H264V7H263ZM17 10H15V11H16V14H17V13L20 14V11L17 12ZM52 10H53V9H52ZM55 10H56V9H55ZM189 10H190V9H189ZM241 10H242V9H241ZM249 10H250V9H249ZM251 10H253V8H252ZM251 10H250V11H251ZM11 11H12V10H11ZM15 11H14L13 13H11V12H10V13H11L12 15H14V14H15ZM21 11H22V10H21ZM25 11H26V10H25ZM40 11H42V10H40ZM40 11H39V12H40ZM43 11H45V10L43 9ZM59 11H60V10H59ZM59 11H58V9H57L56 12L58 13ZM83 11L85 12V14H83ZM165 11H166V10H165ZM225 11H226V10H225ZM0 12H1V11H0ZM28 12H29V11H28ZM28 12H27V13H28ZM34 12H37V11L34 10ZM34 12H33V13H34ZM56 12L54 11L53 13H56ZM68 12H70V10H69ZM68 12H67V13H68ZM90 12H92V11H90ZM189 12H190V11H189ZM194 12H195V10H194ZM226 12H227V11H226ZM232 12H230V13H232ZM251 12H252V11H251ZM254 12H256V11H254ZM261 12H262V11H261ZM22 13H23V12H22ZM30 13H31V12H30ZM59 13H60V12H59ZM59 13H58V14H59ZM80 13H81L83 16H82V15L79 16ZM224 13H225V12H224ZM224 13H223V8H222V11H221L220 15H222V14H224ZM242 13H243V10H242ZM258 13H259V12H258ZM258 13H257V15H258ZM5 14H6V13H4V15H5ZM23 14H24V13H23ZM23 14L20 15L19 18H21V16H22V18H23V16H24ZM36 14H37V13H36ZM36 14H34V15H36ZM48 14L50 15V13H48ZM51 14H52V13H51ZM73 14H72V15H73ZM78 14H79V15H78ZM167 14H168V12H167ZM208 14H209V16L211 17L212 13L209 12ZM208 14H207V16H208ZM217 14H218V13H217ZM253 14H254V13H253ZM6 15H8V14H6ZM9 15H10V14H9ZM28 15H29V14H28ZM32 15H33V14H32ZM52 15H53V14H52ZM70 15H71V14H70ZM70 15H69V16H70ZM169 15H170V14H169ZM204 15H205V14H204ZM204 15H203V17H205ZM224 15H229V14L226 13V14H224ZM224 15H222V16H224ZM235 15H236V14H235ZM235 15H233V16H234V18L236 17L235 19H237V15H236V16H235ZM254 15H255V14H254ZM259 15H261V16H259L260 19H259V17H258V19L260 20L258 24H259V28H261V29L258 28V30H260V31L263 30V31H264V12H263V13H259ZM17 16H18V15H17ZM25 16H26V15H25ZM30 16H31V15H30ZM102 16H103V15H102ZM102 16H101V17H102ZM107 16H108V15H107ZM163 16H165V15L162 14V18H163ZM197 16H198V15H197ZM212 16H213V15H212ZM233 16H232V17H233ZM243 16H244V19L246 20V18H245V17H246V13H243ZM3 17H4V16H3ZM11 17H12V16H11ZM47 17H49V16H47ZM60 17H61V15H60ZM64 17H65V16H64ZM64 17H63V18H64ZM160 17H161V16H159V18H160ZM166 17H167V16H166ZM203 17H202V18H203ZM210 17L207 18V19L209 20ZM219 17H220V16L217 17V21H218L217 23H218V24H219V20H218ZM13 18L16 19V18H15V15L13 16ZM26 18H27V17H26ZM68 18H71V17H68ZM104 18H105V16H104ZM162 18H161V19H162ZM164 18H165V17H164ZM164 18H163V19H164ZM186 18H187V17H186ZM234 18H233V22H234V20H235ZM0 19H1V18H0ZM24 19H25V17H24ZM29 19H30V17H29ZM49 19H50V17H49ZM65 19H66V18H65ZM81 19H82V20H81ZM102 19H103V18H102ZM163 19H162V20H163ZM170 19H171V18H170ZM220 19H221V18H220ZM231 19H232V18H231ZM231 19H230V20H231ZM247 19H248V18H247ZM249 19L251 20V18H249ZM252 19L254 20L255 17L253 16ZM1 20H3V18H2ZM6 20H8V19H6ZM33 20H34V19H33ZM36 20H37V19H36ZM53 20H54V19H53ZM60 20H61V19H60ZM152 20H153V19H152ZM152 20H151V21H152ZM154 20H155V19H154ZM164 20H165V22H166V18H165ZM168 20H169V19H168ZM204 20H205L206 23H207L208 20H206V19H204ZM204 20L202 19V21H203L202 23H204ZM213 20H214V19H213ZM215 20H216V19H215ZM221 20H222V19H221ZM4 21H5V20H4ZM4 21H3V22H4ZM8 21H9V20H8ZM8 21H5V22H8ZM21 21H22V20H21ZM26 21H27V20H26ZM28 21H29V20H28ZM28 21H27V22H28ZM31 21H32V20H31ZM31 21H30V22H31ZM61 21H62V20H61ZM72 21H71V22H72ZM98 21H100V19H99ZM106 21H107V20H106ZM159 21H160V20H159ZM159 21H158V22H159ZM189 21H190V19H189ZM224 21H225V20H223V22H224ZM256 21H257V20H256ZM256 21H255V22H256ZM10 22H11V21H10ZM23 22H24V20H23ZM23 22H21V23H23ZM56 22L58 23V21H56ZM56 22H55V24H56ZM86 22H87V21H86ZM108 22H110V21H108ZM112 22H113V21H112ZM154 22H157V21H154ZM165 22H164V24H165ZM167 22H168V21H167ZM198 22H199V21H198ZM210 22H211V21H210ZM210 22H209V24H210ZM220 22H222V21H220ZM228 22H229V21H228ZM236 22H237V21H235V23H232V21H231V23L233 24V27L237 26V28L235 27V28H236L235 30H237V29L239 30V29H240V32H241V30L243 31V29H241V28H244V29H245V27L243 26L244 24L241 23V22H242L241 19L239 20V18H238V22L241 23L240 26H242V27H240V26L238 25V22H237V23H236ZM8 23H9V22H8ZM49 23H50V22H49ZM64 23H65V21H64ZM64 23H63V24H64ZM84 23H85V22H84ZM110 23H111V22H110ZM110 23H108V24H110ZM170 23H171V22H170ZM180 23H181V22H180ZM5 24H7V23H5ZM26 24H27V23H25V25H26ZM50 24H51V23H50ZM50 24H49V25H50ZM74 24H75V23H74ZM85 24H86V23H85ZM105 24H106V23H105ZM158 24H159V23H158ZM178 24H179V23H178ZM211 24L213 25V23H211ZM234 24H235V26H234ZM236 24H237V25H236ZM1 25H2V22H1ZM1 25H0V27H1ZM3 25H4V24H3ZM15 25H16V24H15ZM49 25H47V27H51V26H49ZM56 25H57V24H56ZM162 25H163V24H162ZM166 25H167V24H166ZM166 25H165V26L163 25L164 28H166ZM168 25H171V24L168 23ZM181 25H182V24H180V26H181ZM183 25H184V24H183ZM191 25H192V24H191ZM212 25H211V27H214V26H215V25H213V26H212ZM225 25H226V23H225ZM9 26H10V25H9ZM9 26L5 25L6 29H7ZM43 26H44V25H43ZM52 26H53V24H52ZM65 26H66V24H65ZM171 26H172V25H171ZM207 26H208V25H207ZM228 26H229V25H228ZM238 26H239L240 28H239ZM5 27L2 26V28H5ZM27 27H28V26H27ZM31 27H32V26H31ZM58 27H59V26H58ZM205 27H206V25H205ZM211 27H210V28H211ZM216 27H217V26H216ZM216 27H215V29H217ZM218 27H219L220 30H221V27H220V26H218ZM223 27H226V26L223 25ZM223 27H222V29H223ZM256 27H257V24H252V28H253L254 30L256 29ZM22 28H23V27H22ZM69 28H70V27H69ZM179 28H180V27H179ZM198 28H199V27H198ZM226 28H229V27H226ZM231 28H232V27H231ZM26 29H27V28H26ZM32 29L35 30V28H32ZM32 29H29L30 32L32 31V34H33V35L35 34L34 36L37 37L38 33H37V34L34 33ZM36 29H37V28H36ZM49 29H51V28H49ZM175 29H176V28H175ZM199 29H200V28H199ZM212 29H213V28H212ZM13 30H14V29H13ZM197 30H198V29H197ZM220 30H218V32H219ZM228 30H229V29H228ZM231 30H232V29H231ZM3 31H7V30H4V29H3ZM8 31H9V32H8L9 34H10V32H12V31L9 30V28H8ZM24 31H25V34H26L27 32H26V30H25V27H24ZM47 31H48V30H47ZM59 31H60V30H58V32H59ZM172 31H173V27H172ZM192 31H195V30L192 29ZM207 31H210V30L207 29ZM211 31H212V30H211ZM245 31H248V30H244V32H245ZM260 31H259V32H260ZM1 32H2V31H1ZM1 32H0V33H1ZM19 32H23V30H21V31L19 30ZM51 32H52V31H51ZM51 32H50V33H51ZM58 32H57V33H58ZM61 32H62V30H61ZM88 32H89L90 34H89ZM108 32H109V31H108ZM143 32H144V31H143ZM161 32H162V31H161ZM165 32H166V30H165ZM220 32H221V31H220ZM220 32H219V33H220ZM223 32H224V29H223ZM238 32H239V31H237V33H238ZM244 32H242L243 34H242V33H241V34L239 33V34H240L239 37H238L237 34H235V36H232V40H233V42L235 43L236 46H239V40L245 43V41H243V39H242V38H244L242 35H245V34H246V33L244 34ZM8 33H7V34H8ZM28 33H29V31H28ZM39 33H40V32H39ZM57 33H56V34H57ZM65 33H66V32L64 31L62 34L66 35V36H64V35H63V36L67 38V33H66V34H65ZM152 33H155V32H152ZM191 33H193V32H191ZM196 33H197V31H196ZM204 33H206V32H204ZM2 34H3V33H2ZM9 34L6 35L7 38H9ZM18 34H19V33H18ZM21 34H22V33H21ZM21 34H20V35H21ZM30 34H31V33H30ZM47 34H48V33H47ZM59 34H60V37H61V33H60V32H59ZM105 34H107V33H105ZM108 34H109V33H108ZM108 34H107V35H108ZM144 34H145V33H144ZM144 34H143V35H144ZM155 34H156V33H155ZM161 34L163 35V34H164V31H163V33H161ZM198 34L201 35L202 33L199 32ZM227 34H228V33H227ZM227 34H226V35L224 34V35L227 36ZM249 34H250V33H249ZM10 35H11V34H10ZM14 35H16V34L14 33ZM23 35H24V34H23ZM92 35H93V36H92ZM114 35H115V34H114ZM190 35H191V34H190ZM192 35H194V33H193ZM214 35H215V34H214ZM250 35L252 36V34H250ZM0 36H2V35H0ZM6 36H5V38L3 37L2 40L0 39V41L2 42V43H0V44H4V43L6 42V39H7ZM27 36L29 37V34H28ZM56 36H57V35H56ZM56 36H55V37H56ZM196 36H198V35H196ZM202 36H203V35H202ZM240 36H241L242 38H241ZM247 36H248V35H247ZM247 36H246V37H247ZM253 36H254V35H253ZM258 36H259V35H258ZM14 37H15V36H14ZM19 37H20V36H19ZM24 37H25V36H24ZM52 37H53V35H52ZM60 37H59L58 39H60ZM110 37H112V36H110ZM115 37H116V36H115ZM190 37H191V36H190ZM222 37H223V35H222ZM255 37H256V36H254V38H252V40L249 39L250 42H248L247 44H246V43L244 44V43H241V42H240V45L242 44L241 47H242V46L244 47V46L248 45L249 43H251V41H252V43H254V42H258V43L260 42V43H261V41H258L257 38L255 39ZM260 37H261L262 39H264V32H263L262 35H260ZM11 38H12V35H11ZM48 38H49V37H48ZM69 38L72 39L71 37H69ZM113 38H114V37H113ZM117 38H118V39H117ZM120 38H121V37H120ZM120 38H119V37H116V38H115V39H117L116 41L118 42L116 45L114 44V45H115V47H114L115 49H114V50H116V51L120 48V43H121V42L119 41ZM122 38H123V37H122ZM182 38H183V37H182ZM197 38H198V37H197ZM199 38H200V37H199ZM224 38H225V37H224ZM238 38H240V39H238ZM4 39H5V40H4ZM15 39H16V38L11 39V40H15ZM28 39H29V38H28ZM50 39H53V40H54V37H53V38L50 37ZM61 39H62V38H61ZM70 39H69V40H70ZM91 39H90V41H91ZM109 39L111 40V38H109ZM127 39H128V37H127ZM129 39H131V38H129ZM129 39H128V40H129ZM229 39H230V37H229ZM244 39H245V38H244ZM254 39H255V41H254ZM3 40L5 41L4 43H3ZM9 40H10V39H9ZM9 40L7 39L8 42H9ZM11 40H10V41H11ZM16 40H17V39H16ZM63 40H64V38H63ZM66 40H67V42L69 41L68 39H66ZM66 40L64 41L65 43H67ZM104 40H105V39H104ZM128 40H127V41H128ZM185 40H186V39H185ZM189 40H190V38H189ZM189 40H188V42H190ZM198 40H199V39H198ZM221 40H223V39H221ZM249 40H246V41H249ZM256 40H257V41H256ZM17 41H18V40H17ZM20 41H21V40H20ZM23 41H24V40H22V42L20 43V44H22V46H20V47H23V45H24V44H23ZM45 41H46V39H45ZM54 41H55V40H54ZM72 41H73V40H72ZM92 41H93V39H92ZM114 41H115V40H114ZM122 41H123V39H122ZM191 41H193V40H191ZM253 41H254V42H253ZM13 42H14V41H13ZM18 42H19V41H18ZM51 42H53V41L51 40ZM119 42H120V43H119ZM125 42H126V41H124V43H125ZM141 42H142V41H141ZM218 42H219V41H218ZM9 43H10V42H9ZM14 43H15V42H14ZM14 43H12V42H11L10 44L5 43V45H6L7 47H9L10 45L12 46V44H14ZM43 43H44V42H43ZM56 43H57V41H56ZM56 43H55V45H56ZM111 43H112V42H111ZM113 43H116V42H113ZM124 43L122 42L121 45H123ZM209 43H211V42H209ZM225 43H226V42H225ZM225 43L222 44L221 46L225 45ZM260 43H259V44H260ZM20 44H19V45H20ZM46 44H47V42L45 43V45H46ZM51 44H52V43H51ZM51 44H50V45H51ZM57 44H58V43H57ZM63 44H64V43H63ZM63 44H62V45H63ZM67 44H68V43H67ZM75 44H73L74 46H73L72 48L75 47ZM87 44H88V45H87ZM91 44H92V43H91ZM99 44H100V43H99ZM175 44H176V43H175ZM175 44H174V45H175ZM217 44L219 45V43H217ZM254 44H255V43H254ZM259 44H258V45H259ZM262 44H263V43H262ZM5 45H1V46H3V48H4ZM17 45H18V43H17ZM42 45H43V44H42ZM50 45H48L49 48H50ZM53 45H54V44H53ZM53 45H52V46H53ZM112 45H113V44H112ZM125 45H126V44H125ZM125 45H123V47H124ZM149 45H150V44H149ZM156 45H157V44H156ZM168 45H170V46H169V49H170V50L168 49L167 51H171V50H172V49H171V44H168ZM168 45H165V46L167 47ZM207 45H208V44H207ZM235 45H234V46H235ZM258 45H257V43L255 44V46H258ZM1 46H0V47H1ZM14 46H16V45H14ZM35 46H37V45H35ZM52 46H51V47H52ZM57 46H60V45H57ZM83 46H84V45H83ZM83 46H82V47H83ZM97 46H98V45H97ZM118 46H119V48H118ZM152 46H153V45H152ZM152 46H151V47H152ZM177 46H178V44H177ZM189 46H190V45H189ZM191 46H192V45H191ZM236 46H235V47H236ZM248 46H249V48H250L249 50H251V45H248ZM262 46H263V45H262ZM12 47H13V46H12ZM26 47H27V46H26ZM37 47H38V46H37ZM40 47H41V46H40ZM55 47H56V46H55ZM61 47H62V46H61ZM64 47H65V45H63V47H62L61 49H60V47H59L61 53H64V51H63ZM123 47H122V48H123ZM126 47H127V46H126ZM154 47H155V44H154ZM175 47H176V46H175ZM206 47H207V46H206ZM223 47H224V46H223ZM223 47H222V48H223ZM225 47H226V46H225ZM231 47H232V46H231ZM231 47H230V48H231ZM260 47H261V45H260ZM9 48H10V47H9ZM9 48H7V49H9ZM13 48H14V47H13ZM13 48H12V49H13ZM24 48H25V47H24ZM42 48H43V46H42ZM44 48H45V47H44ZM67 48H68V47H67ZM72 48H71V50H72ZM83 48L85 49V47H83ZM98 48H100V47L98 46ZM111 48H112V50H110V51L113 52V51H114V50H113V46H112ZM117 48H118V49H117ZM172 48H173V49H176V48H174L173 46H172ZM210 48H211V47H210ZM226 48H227V47H226ZM226 48H225V50H226ZM237 48H238V47H236L235 50H238ZM256 48H257V47H256ZM261 48L263 49L264 47H261ZM7 49H6V50H7ZM19 49H21V48H19ZM29 49H30V48H29ZM34 49H35V48H34ZM50 49H51V48H50ZM80 49H82V48H80ZM107 49H110V48H107ZM107 49H106V50H107ZM120 49H121V48H120ZM129 49H130V48H129ZM177 49H178V48H177ZM177 49H176V50H177ZM185 49H186V48H185ZM205 49H206V48H205ZM223 49H224V48H223ZM257 49L261 50L260 48H257ZM57 50H58V48H57ZM64 50H65V49H64ZM75 50H76V48H75ZM75 50H74V51H75ZM82 50H83V49H82ZM82 50H80V51L82 52ZM102 50H103V49H102ZM186 50H188V49H186ZM208 50H210V49L208 48L207 51H208ZM221 50H222V49H221ZM239 50H241V49H239ZM263 50H264V49H263ZM0 51H1L0 53L2 54L3 50L1 49ZM9 51H12V50H9ZM24 51H25V50H24ZM37 51H38V50H37ZM62 51H63V52H62ZM67 51H69V50L67 49ZM80 51H79V52H80ZM97 51H98V50H97ZM107 51H108V50H107ZM110 51H109V52H110ZM164 51H165V50H164ZM174 51H175V50H174ZM177 51H178V50H177ZM7 52H8V50H7ZM20 52H21V51H20ZM26 52H28V51H26ZM26 52H25V53H26ZM42 52H43V51H42ZM69 52H71V51H69ZM86 52L83 51L84 55H85ZM102 52H103V51H102ZM123 52H125V50H124ZM126 52H127V51H126ZM129 52H131V51H129ZM184 52H185V51H184ZM202 52H203V51H202ZM223 52H224V51H223ZM17 53H18V52H17ZM28 53H29V52H28ZM28 53H27V55H28ZM43 53H44V52H43ZM77 53H78V52H77ZM94 53H95V52H94ZM94 53L92 54V57L94 56ZM97 53H98V52H97ZM171 53H174V52H171ZM175 53H176V52H175ZM189 53H190V52H189ZM192 53H193V50H192ZM192 53H190V54L192 55ZM208 53H210V52L208 51ZM208 53H207V55H208ZM213 53H214V52H213ZM21 54H23V53H21ZM47 54H48V52H47ZM51 54H52V53H51ZM64 54H65V53H64ZM68 54H69V53H67V54H65V55L67 56ZM72 54H73V53H72ZM78 54H79V53H78ZM78 54H75V53H74V55H76V56H79ZM95 54H96V53H95ZM100 54H101V53H100ZM109 54H110V53H109ZM112 54H113V53H112ZM163 54H164V53H163ZM200 54H202V53H200ZM200 54H199V55H200ZM211 54H212V53H211ZM215 54H216V53H214V55H215ZM18 55H20V54H18ZM18 55L16 54V56H18ZM33 55H34V54H33ZM38 55H40V54H38ZM41 55H42V54H41ZM62 55H63V54H62ZM74 55H71V53H70V55H69V56H70V59H71V57L74 56ZM102 55H103V54H102ZM127 55H128V53H127ZM131 55H133V54H131ZM131 55H130V57H131L130 59L133 58ZM134 55H135V54H134ZM209 55H210V54H209ZM244 55H245V54H244ZM23 56H24V55H23ZM25 56H26V55H25ZM25 56H24V57H25ZM45 56H47V55H45ZM52 56H54V55H52ZM69 56H67V57H69ZM86 56L88 57L87 54H86ZM90 56H91V54H90ZM100 56H101V55H100ZM104 56H106V55L104 54ZM112 56H113V55H112ZM112 56H110V57L112 58ZM117 56H118V57H121V56H119V53H117ZM166 56H167V55H166ZM186 56H187V55H186ZM202 56H203V54H202ZM11 57H12V55H11ZM11 57H9V58H11ZM14 57H15V56H14ZM21 57H22V56H21ZM21 57H19V58H21ZM27 57H28V56H27ZM27 57H26V58H27ZM38 57H39V56H38ZM41 57H42V56H41ZM59 57H60V56H59ZM59 57H57V58H59ZM80 57H81V56H80ZM80 57H79V58H80ZM82 57H83V55H82ZM82 57L80 58V62H79V63H82V61H83V60H82ZM87 57H86V58H87ZM92 57H88V58H90L89 61L92 60V59H91ZM96 57H98L97 59H98V60L100 59V61H97L96 59H94V58H96ZM96 57H94L93 60H94V61L96 60L98 64H99V62H100L99 65L101 66V59L104 61V57L102 56L103 58H102V57L99 58V55H97ZM108 57H109V56H108ZM174 57H175V56H174ZM244 57H246V56H244ZM250 57H252V56H250ZM3 58H4V57H3ZM26 58H25V59H26ZM42 58H43V57H42ZM47 58H50V57H47ZM47 58H46V61L48 60ZM52 58H54V57H52ZM73 58L75 59V56L72 57V59H73ZM77 58H78V57H77ZM79 58H78L77 60H79ZM83 58H84V60H85V56H84ZM106 58H107V57H105V59H106ZM113 58H115V52H114V57H113ZM113 58H112V59H113ZM122 58H123V59L120 58L121 61L118 60V59H116V60L118 61V63H119V61L122 62V61L124 60V57H122ZM125 58H126V57H125ZM128 58H129V57H128ZM128 58H127V59H128ZM156 58H157V57H156ZM190 58H191V57H190ZM197 58H198V56H197ZM197 58H196V59H197ZM240 58H241V57H240ZM247 58H249V56H247L246 59H247ZM4 59H5V58H4ZM15 59H16V58H15ZM21 59H22V58H21ZM37 59H38V58H37ZM37 59H36V60H37ZM62 59H63V58H61V60H62ZM133 59H134V58H133ZM133 59H132V60H133ZM138 59H139V58H138ZM138 59H136V60H138ZM158 59H159V58H158ZM164 59H165V58H164ZM164 59H163V60H164ZM184 59H185V58H184ZM186 59H187V57H186ZM193 59H194V58H193ZM252 59H253V57H252ZM261 59H262V58H261ZM2 60H3V59H2ZM7 60H8V59H7ZM12 60H13V59H12ZM40 60H41V59H40ZM44 60H45V59H44ZM55 60L57 61V59H55ZM75 60H76V59H75ZM77 60H76V62H77ZM81 60H82V61H81ZM109 60H111V59H109ZM128 60H129V59H128ZM139 60H140V59H139ZM139 60H138V61H139ZM142 60H143V61H142ZM142 60H140V62H141V63H142V62H145L144 64L146 65V63L148 62V60H147V62L144 61L145 59H142ZM155 60H156V59H155ZM160 60H162V59H160ZM163 60H162V61H163ZM14 61H17V60H14ZM32 61H33V60H32ZM48 61H49V60H48ZM56 61H55V62H56ZM59 61H60V60H59ZM62 61H63V60H62ZM62 61H60V62H62ZM87 61H88V60H87ZM89 61H88V62H89ZM103 61H102V63H103ZM105 61H106V63H107L108 60H105ZM113 61H115V59H114ZM130 61H131V60H130ZM186 61H187V60H186ZM248 61H250V59H248ZM4 62H5V60H3V63H4ZM6 62H7V61H6ZM10 62H11V60H10ZM30 62H31V61H30ZM35 62H36V61H35ZM35 62H34V64H36ZM60 62H59V64H60ZM63 62H64V61H63ZM63 62H62V64H64ZM65 62H66V60H65ZM67 62H68V61H67ZM69 62H70V61H69ZM74 62H75V61H74ZM91 62H93V61H91ZM110 62H111V61H110ZM110 62H109V65H110ZM125 62H126V60H124V63H125ZM134 62H136V61H134ZM150 62H151V61H150ZM150 62H149V63H150ZM164 62H165V61H164ZM1 63H2V62H1ZM17 63H19V62H17ZM22 63H23V61H21V64H22ZM37 63H38V62H37ZM49 63H50V62H49ZM97 63H96V64H97ZM106 63H105V65H106ZM111 63H112V64H116V61H115V63H114V62H111ZM124 63L122 62L123 67H124ZM138 63H139V62H138ZM157 63H159V61H158ZM157 63H156V64H157ZM162 63H163V62H162ZM216 63H217V62H216ZM237 63H238V62H237ZM239 63H240V62H239ZM8 64H9V63H8ZM54 64H55V63H54ZM57 64H58V63H56V65H57ZM59 64H58V66H59ZM62 64H61V65H62ZM65 64H67V63H65ZM82 64H84V63H82ZM87 64H88V63H87ZM87 64H85V65H87ZM94 64H95V63H94ZM122 64L120 63V65H122ZM160 64H161V63H160ZM233 64H234V63H233ZM240 64H241V63H240ZM12 65L15 66V63H13ZM31 65H32V64H31ZM61 65H60V67H61ZM77 65H78V64H77ZM88 65H89V64H88ZM103 65H104V64H103ZM109 65H108V66H109ZM125 65H126V64H125ZM127 65H128V64H127ZM127 65H126V66H127ZM133 65H135V63H133ZM241 65H242V64H241ZM18 66H20V64H19ZM18 66H17V67H18ZM21 66H22V65H21ZM25 66H26V65H25ZM33 66H34V65H33ZM54 66H55V65H54ZM54 66H53V67H54ZM58 66H57V67H58ZM62 66H63V65H62ZM90 66H91V64H90ZM90 66H89V67H90ZM116 66L119 67V65H117V64L115 65V67H116ZM136 66H137V65H136ZM138 66H139V64H138ZM166 66H167V65H166ZM180 66H182V65L180 64ZM234 66H236V65H234ZM47 67H48V66H47ZM53 67H52V69H53ZM57 67H56V68H57ZM67 67H69V66L67 65ZM84 67H85V66H84ZM89 67H88V68H89ZM101 67H102V66H101ZM103 67H105V66H103ZM121 67H122V66H121ZM121 67H120V68H121ZM127 67H128V66H127ZM143 67H144V66H143ZM160 67H161V66H160ZM160 67H159V68H160ZM173 67H174V66H173ZM236 67H237V66H236ZM239 67H240V66H238V68H239ZM2 68H4V65H3ZM22 68H23V67H22ZM24 68H25V67H24ZM26 68H27V67H26ZM64 68H65V67H64ZM78 68H79V67H78ZM97 68H98V67H96V69H97ZM128 68H129V67H128ZM130 68H131V67H130ZM144 68H146V70H147V69L150 68V66H149L148 68H147V67H144ZM159 68H158V69H159ZM162 68H163V67H162ZM219 68H220V67H219ZM9 69L12 70L13 68H12V69L9 68ZM9 69H8V70H9ZM16 69H17V68H16ZM16 69H15V70H16ZM18 69H20V68H18ZM47 69H48V68H47ZM57 69H58V68H57ZM60 69H63V68L61 67ZM70 69H71V68H70ZM72 69H73V68H72ZM110 69H111V68H110ZM138 69H139V68H138ZM151 69H152V68H151ZM164 69H165V68H164ZM169 69H170V68H169ZM175 69H176V66H175ZM188 69H189V68H188ZM188 69H187V70H188ZM214 69H216V71H217L218 68H215V67H214ZM8 70H6V71L9 72L10 70H9V71H8ZM13 70H14V69H13ZM53 70H54V69H53ZM58 70H59V69H58ZM67 70H68V69H67ZM75 70H76V69H75ZM75 70L73 71L74 73H75ZM79 70H80V69H79ZM105 70H106V69H105ZM108 70H109V69H108ZM114 70H119V69L113 67V69H111V71L109 70L110 73H109V72H108V73L112 75V73H114ZM149 70H150V69H149ZM154 70H155V69H153V72H154ZM162 70H163V69H162ZM189 70H190V69H189ZM220 70H221V68H220ZM6 71H5V72H6ZM16 71H18V70H16ZM16 71H14V74L16 73ZM50 71H51V70H50ZM65 71H66V70H65ZM86 71H87V70H86ZM95 71H97V70H95ZM98 71H99V69H98ZM127 71H128V70H127ZM127 71H126V72H127ZM173 71H174V70H173ZM212 71H213V70H212ZM216 71H215V72H216ZM10 72H11V71H10ZM10 72H9V73H10ZM27 72H28V71H27ZM63 72H64V71H63ZM77 72H80V71H77ZM93 72H94V71H93ZM93 72H92V73H93ZM111 72H112V73H111ZM117 72H118V71H116V73H117ZM144 72H145V71H144ZM147 72H148V70H147ZM182 72H184V71L182 70ZM188 72H189V71H188ZM217 72H219V71H217ZM19 73H20V72H19ZM23 73H25V72H23ZM44 73H45V66H44L43 64H40V65H39V74H43V75H44V76H43L44 79H45V77H46V79H47V76H45L46 74H48L47 71H46L45 74H44ZM54 73H56V72H53V73H51V74L53 75ZM66 73H67L66 76H67V77H68V76L70 77L71 74H68V72H66ZM66 73H65V74H66ZM70 73H71V72H70ZM120 73H121V71H120ZM123 73H124V72H123ZM128 73H129V72H128ZM134 73H135V72H134ZM150 73H151V72H150ZM150 73L148 72L147 74H149V75L151 76L153 73H152V74H150ZM186 73H187V72H186ZM212 73H213V72H212ZM4 74H5V73H4ZM11 74H13V72H11ZM11 74H7V75L5 74V75L8 76V75H11ZM17 74H18V73H17ZM33 74H34V73H33ZM33 74H32V75H33ZM51 74H48V77H49V75H50V78H51ZM85 74H86V73H85ZM87 74H88V72H87ZM87 74H86V75H87ZM93 74H95V72H94ZM93 74H91V75H93ZM114 74H115V73H114ZM118 74H119V73H118ZM138 74H139V71H138ZM145 74H146V73H145ZM154 74H155V72H154ZM154 74H153V75H154ZM21 75H22V74H21ZM21 75H20V76H21ZM56 75H57V74H56ZM56 75H55V76H56ZM59 75H60V73H59ZM59 75H57V76H59ZM82 75H83V74H82ZM86 75H85V76H86ZM91 75H90V77H91ZM111 75H110V76H111ZM121 75H122V73L119 75L120 78H121ZM136 75H137V74H136ZM143 75H144V73H143ZM11 76H12V75H11ZM18 76H19V75H18ZM53 76H54V75H53ZM55 76H54V77H55ZM60 76H62V75H60ZM66 76H65V77H66ZM100 76H101V75H100ZM100 76H99V78H100ZM108 76H109V75H108ZM110 76H109V77H110ZM123 76H124V75H123ZM157 76H158V75H157ZM157 76H156V77H157ZM159 76H160V75H159ZM220 76H221V75H220ZM0 77H1V76H0ZM15 77H16V78H15ZM15 77H14V79H16L15 81H17V80L19 81V79H21V80H20V83H21V86H22L23 83H22L21 81L25 80L26 77H25V79H22V78H24L23 76H22L21 78H19V79H17V76H15ZM28 77H29V76H28ZM31 77H32V76H31ZM31 77H30V78H31ZM69 77H68V78H69ZM75 77H76V76L74 75L73 79H74ZM111 77H112V76H111ZM114 77H115V75H114ZM134 77H135V76H134ZM2 78H4V77H2ZM2 78H0V79H2ZM7 78H8V77H7ZM7 78H6V79H7ZM50 78H48V80H47L48 82L45 81V83L47 82L46 85L43 83V84H42V87L40 86V87L42 88V89H40V90L43 92V93H42L43 95L40 93V92H41L40 90H39L40 92H38L37 94H39L40 96L42 95L44 99H43L42 97H39V98H40V99L42 98L41 100H44V101L48 104L47 106H49V107L51 108L50 110H52L53 112H55V113L57 114V113H60V112L58 111V109H56V105H60V104H58V102L56 101L57 96H56L55 94H56L57 92H53V90L50 91V89H51V87H52V85H53V83H54V82H53V83L49 82ZM55 78L57 79V77H55ZM59 78H60V77H59ZM86 78H87V77H86ZM86 78H85V79H86ZM88 78H89V76H88ZM97 78H98V77H97ZM101 78H102V76H101ZM103 78H104V76H103ZM120 78L117 77V80H118V79L120 80ZM125 78H127V77L125 76ZM135 78H137V77H135ZM140 78H141V77H140ZM159 78H160V77H158V79H159ZM4 79H5V78H4ZM6 79H5V80H6ZM31 79H33V78H31ZM31 79H30V80H31ZM46 79H45V80H46ZM56 79L53 78L54 81H55ZM61 79H62V78H61ZM61 79H59V80H61ZM71 79H72V75H71ZM71 79H70V80H71ZM75 79H76V78H75ZM113 79L115 80L116 78H113ZM113 79L110 78V80H113ZM129 79H130V78H129ZM137 79H138V78H137ZM147 79H148V78H147ZM154 79H155V78H154ZM154 79H152V80H153V81H156V80H157V79H156V80H154ZM9 80H10V79H9ZM9 80H8V82H10V83H8V85L11 84V87H12V82H11V80H10V81H9ZM26 80H28V81H25L24 83L26 84V82H27V84H28V82H30V81H29V79H26ZM53 80H52V81H53ZM59 80H58V82H61V81H59ZM77 80H78V79H77ZM99 80H100V79H99ZM106 80H107V78H106ZM131 80H134V78L131 79ZM135 80H136V79H135ZM140 80H141V79H140ZM140 80H139V81H140ZM144 80H146V79H144ZM150 80H151V79H150ZM31 81L33 82L34 80H31ZM37 81H38V80H37ZM41 81H43V79L40 80V82H41ZM50 81H51V80H50ZM79 81H80V80H79ZM96 81H97V80H96ZM136 81H137V80H136ZM158 81H160V80H158ZM0 82H1V81H0ZM3 82H4L5 85H7V83H6L7 80H6V81H2V83H3ZM35 82H36V81H35ZM40 82H39V83H40ZM62 82H63V81H62ZM68 82H69V81H68ZM71 82H73V80H72ZM76 82H77V81H76ZM76 82H75V84L78 83V82H77V83H76ZM82 82H83V81H82ZM116 82H117V81H116ZM149 82H151V81H148V82L146 81V85H148ZM17 83L20 85L19 82H17ZM49 83H50L51 85L48 86ZM80 83H81V82H80ZM83 83H84V82H83ZM106 83H107V82H106ZM112 83H113V82H112ZM117 83L119 84L118 86L120 87V84H121V83H119V81H118ZM123 83H124V82H123ZM140 83H141V82H140ZM142 83H143V81H142ZM157 83H158V82H157ZM160 83H162V82H160ZM167 83H168V82H167ZM216 83H217V82H216ZM260 83H261V82H260ZM13 84H14V83H13ZM15 84H16V82H15ZM15 84H14V87H15ZM33 84H35V83H32V86H33ZM69 84H70V83H69ZM71 84H72V83H71ZM73 84H74V83H73ZM97 84H98V83H97ZM97 84H95V85H97ZM100 84L103 85V83H101V82L99 83V85H100ZM113 84H114V83H113ZM113 84H112V85H113ZM154 84H155V83H154ZM162 84H164V82H163ZM262 84H263V83H262ZM5 85H3V86L5 87ZM19 85H18V86H19ZM23 85H24V84H23ZM35 85H36V84H35ZM37 85H38V84H37ZM102 85H101V86H102ZM144 85H145V83H144ZM146 85H145V89H146ZM150 85H151V84H150ZM152 85H153V84H152ZM159 85H160V84H159ZM0 86H1V84H0ZM3 86H2V88H3ZM18 86H17V87H18ZM32 86H31V82H30L28 87L33 88ZM38 86H39V85H38ZM50 86H51V87H50ZM107 86H108V85H107ZM107 86H106V87H107ZM110 86H111V85H110ZM113 86H117V84H116V85H113ZM113 86H112V87H113ZM118 86H117V88H119ZM121 86H122V84H121ZM136 86H137V85H136ZM141 86H143V85L141 84L140 87H141ZM160 86H161V85H160ZM187 86H188V85H187ZM6 87H7V86H6ZM6 87L4 88V90H3L2 88H0V89L3 90V91L5 92V91L7 90ZM26 87H27V85H25L24 89H25ZM46 87H48V88L50 87L49 90H48V88H46ZM71 87H72V86H71ZM91 87H92V86H91ZM93 87H94V86H93ZM96 87H97V86H96ZM106 87H104V88H105V94L108 93V91H106ZM158 87H159V86H158ZM214 87H215V86H214ZM254 87H255V85H254ZM7 88H8V87H7ZM9 88H10V86H9ZM9 88H8V89H9ZM19 88H21V87H19ZM19 88H17V89H19ZM73 88H74V87H73ZM104 88H101V89H104ZM138 88H139V86H138ZM184 88H185V90L188 89V88L186 89V85H185ZM220 88H221V87H220ZM258 88H259V87H258ZM260 88H261V87H260ZM260 88H259V89H260ZM5 89H6V90H5ZM11 89H13V88H11ZM15 89H16V87H15ZM21 89H22V88H21ZM34 89L37 90L38 88H34ZM110 89L113 90V91L115 92L116 87H115V89H113V88H110ZM141 89H142V88H141ZM180 89H181V88H180ZM255 89H256V87H255ZM259 89H257L256 92H258ZM261 89H262V88H261ZM9 90H10V89H9ZM36 90H35V92H36ZM96 90H98V89L96 88ZM99 90H100V89H99ZM17 91H18V90H17ZM17 91H15V93H16ZM49 91H50V92H49ZM87 91H88V90H87ZM102 91H103V90H102ZM109 91H110V90H109ZM179 91H180V90H179ZM1 92H2V91H1ZM10 92H11V91H10ZM10 92H8V94H9ZM12 92H13V90H12ZM18 92L20 93V89H19ZM26 92H27V94H28L29 91H26ZM51 92H52V93H51ZM96 92H97V91H95V93H96ZM98 92H99V91H98ZM98 92H97V93H98ZM100 92H101V90H100ZM106 92H107V93H106ZM117 92H118L117 95H119V94H120V93H119L120 91L118 90ZM165 92L167 93V92H170V91L168 90V91H165ZM181 92H182V91H181ZM185 92H186V91H184V93H185ZM2 93H3V92H2ZM13 93H14V92H13ZM19 93H18V94H13V95H14L13 97H15V95H19V96H21V94H23V91L21 92V94H19ZM53 93H54V96H55V97L53 96ZM101 93H102V92H101ZM101 93H100L99 95H101ZM110 93H111V92H109V94H110ZM182 93H183V92H182ZM11 94H12V93H10L9 95H10V97L12 98V95H11ZM164 94H165V93H164ZM188 94H189V93H188ZM225 94H226V93H225ZM1 95H2V94H1ZM1 95H0V96H1ZM4 95H7V94L5 93ZM31 95H32V94H31ZM88 95H89V94H88ZM95 95H96V94H95ZM99 95L97 94V98H98V99L100 98V99H99V102H102V100H104L106 97H105V98H104V96H102V97H101V96L98 97ZM102 95H103V94H102ZM113 95H114V93H113ZM185 95H186V94H185ZM231 95H232V94H231ZM2 96H3V95H2ZM2 96H1L0 100H1V103H3V104L0 105V106L7 105V102H9V101H13V100H14V99H13V100H9V99H8V100H6L7 102H6V101H5V102H2V101H4L3 99H5V98L2 99ZM24 96H25V95H24ZM93 96H94V95H93ZM108 96H109V95H108ZM125 96H126V95H125ZM125 96H123V98H124ZM177 96H178V95H177ZM182 96H184V94H183ZM227 96H228V95H227ZM234 96H235V95H234ZM260 96H261V95H260ZM3 97H4V96H3ZM5 97H6V96H5ZM21 97L24 98L23 96H21ZM21 97H20L19 100L22 99ZM25 97H26V96H25ZM28 97H29V96H28ZM111 97H112V95H111ZM111 97H109V98H111ZM116 97H117V96H116ZM231 97H232V96H231ZM263 97H264V96L262 95V99H263ZM91 98H92V97H90V99H91ZM102 98H104V99H102ZM109 98H107V99H109ZM129 98H130V97H129ZM141 98H144V99H145V97H140V99H141ZM177 98H178V97H177ZM177 98H176V99H177ZM232 98H233V97H232ZM232 98H231V99H232ZM237 98H239V97H237ZM40 99H39V100H40ZM98 99H95V98H94V99H92V102H91V100H90V103H91V104H92V103H95V101H98ZM114 99L118 100V101L115 100L117 104H118L119 102H121V100H122L121 98H120L121 100H119L118 97H117V98H114ZM114 99L112 98V101H113ZM133 99H134V98H133ZM133 99L131 98V100H133ZM137 99H138V98H137ZM137 99H136V100H137ZM262 99H261V100H262ZM15 100H16V99H15ZM15 100H14V103H16ZM17 100H18V99H17ZM24 100H25V103H26V98H25ZM24 100H21V101H20L21 104H22V105L20 104V105H21V111H22V112H23L24 106L26 105V104H25V105L23 104V103H24ZM76 100H77V99H76ZM100 100H101V101H100ZM128 100H129V99H128ZM142 100H143V99H141V102H145V100H143V101H142ZM222 100H223V99H222ZM246 100H247V99H246ZM29 101H30V100H29ZM106 101H107V100H106ZM106 101L104 100V102H106ZM115 101L113 102L114 104H116ZM122 101H123V100H122ZM134 101H135V100H134ZM180 101H182V100L180 99ZM233 101H234V100H233ZM250 101H251V100H250ZM263 101H264V99H263ZM22 102H23V103H22ZM33 102H34V101H33ZM38 102H39V101H38ZM85 102H86V101H85ZM99 102H98L97 104H99ZM104 102H103V103H104ZM126 102H127V103L129 102V103H130L131 101H127V100H126ZM146 102H147V101H146ZM222 102H223V101H222ZM256 102H257V101H256ZM5 103H6V104H5ZM11 103H12V102H11ZM43 103H44V102H42V104H43ZM72 103H74V102H72ZM108 103H109V100H108ZM111 103H112V102H111ZM135 103H136V101H135ZM137 103H140V102H137ZM176 103H177V102H176ZM176 103H175V104H176ZM233 103H234V102H233ZM233 103H232V104H233ZM235 103H236V102H235ZM244 103H247V102H244ZM250 103H251V102H250ZM263 103H264V102H263ZM29 104H30V105H29ZM29 104L27 105V106H28L27 108L25 107L26 110H27L28 108H30V107L32 108V107L34 106V105H31V103H29ZM32 104H33V103H32ZM38 104H39V103H38ZM97 104H96V103H95V104H92V106H95V105H97ZM101 104H102V103H100L99 105H101ZM114 104H113V106H111V105L109 104V105H110L109 108H114V106H115ZM119 104H120V103H119ZM142 104H143V103H142ZM170 104H171V102H170ZM229 104H230V103H229ZM237 104H238V103H237ZM253 104H254V103H253ZM8 105H9V104H8ZM12 105H13V106H12ZM14 105H15V104H11V105H10V108H11V106L14 108V107H15ZM40 105H41V103H40L38 106H40ZM43 105H46V104H43ZM43 105H42V106H43ZM74 105H75V104H74ZM123 105H124V104H123ZM123 105H122V104L120 105V106L123 107V110H121V109H120L121 107L119 108L118 105L115 106V109H111L112 112H111V111H110V112H111L112 114L109 112V114H110V118L112 117V118L114 119V116H115V115L113 114V111H114V110H115L114 113L117 112V114H118V111H117L116 108H119V109H120V110H119V111H121V112H119L120 115L122 114V112L125 113V112H126V109H124V108H127L128 106H127V107L125 106V105H127V104L124 105L125 107H124ZM135 105H136V104H135ZM224 105H225V104H224ZM234 105H235V104H234ZM245 105H246V104H245ZM254 105H255V104H254ZM254 105H253V106H254ZM259 105H260V104H259ZM22 106H23V107H22ZM36 106H37V104H36ZM103 106H104V105H103ZM103 106H102V113L104 112V111H103ZM105 106H107V105L105 104ZM136 106H139V104H137ZM242 106H243V105H242V103H241V107H242ZM249 106H250V105H249ZM263 106H264V105H263ZM6 107H7V106H5V108H6ZM17 107H18V109H20V108H19L20 106H19V103H18V102L16 103V110L19 111V110L17 109ZM49 107H48V108H49ZM99 107H100V106H99ZM99 107H98V105H97V108H98V109H99ZM130 107H131V105H130ZM140 107L142 108L143 105L140 106ZM181 107H183V106H181ZM227 107H228V105H227ZM236 107H237V106H236ZM238 107H239V105H238ZM238 107H237L236 109H239ZM246 107H248V106H246ZM2 108H4V106H3ZM39 108H40V107H39ZM57 108H59V107H57ZM97 108L95 107L96 110H97ZM104 108H108V107H104ZM131 108H132V107H131ZM131 108H130V109H131ZM134 108H135V107H134ZM231 108H232V107L230 106L229 109H231ZM261 108H262V107H261ZM40 109H43V110H44L45 107L40 108ZM63 109H64V107H63ZM63 109H62V110H63ZM67 109H68V108H67ZM127 109H128V108H127ZM132 109H133V108H132ZM139 109H140V108H139ZM139 109L137 110V108H136L137 112L139 111ZM7 110H8V109H7ZM9 110L11 111V109H9ZM26 110H25V112H26ZM31 110L36 111V110H34V108H32ZM31 110H29L28 112H31ZM38 110H39V109H38ZM47 110H48V109L46 108V111H47ZM50 110H49V114H51L50 112H52V111H50ZM59 110H60V108H59ZM62 110H60V111H62ZM76 110L78 111V109H76ZM96 110H95V111H96ZM124 110H125V112H124ZM179 110H182V112H184L186 109L183 107V108H181V109H179ZM183 110H184V111H183ZM233 110H234V109H233ZM1 111H2V110H1ZM3 111H4V110H3ZM12 111H13V110H12ZM12 111H11V112H12ZM14 111H15V110H14ZM17 111H15V112H17ZM33 111L29 114L30 116H31V114L33 113ZM40 111H41V110H40ZM95 111H94V112H95ZM106 111H107V114H108V111H109V110L106 109ZM162 111L164 112L165 110H162ZM170 111H172V109H170V110L167 109V111H165V112H166V113H169V114L172 116L173 114H171ZM186 111H187V110H186ZM194 111H195V110H194ZM11 112H10V113H11ZM28 112H26V113H28ZM44 112H45V110H44ZM47 112H48V111H47ZM53 112H52V116H54V114H55V113H53ZM63 112H65V110H64ZM63 112H61V113H63ZM68 112H69V111H68ZM70 112H71V111H70ZM70 112H69V113H70ZM73 112H74V113H73ZM73 112H71L72 115L75 114V111H74V110H73ZM96 112H97V111H96ZM127 112H129V109L127 110ZM130 112H131V111H130ZM132 112H136V111H133V110H132ZM137 112H136V113H137ZM182 112H181V113H182ZM187 112H188V111H187ZM257 112H259V111H257ZM257 112H256V113H257ZM18 113H19L20 115L22 114V113H20V111H19ZM18 113H16V115H17ZM42 113H43V111H42ZM45 113H46V112H45ZM61 113H60V115H61ZM66 113H67V112H66ZM77 113H78V112H76V114H77ZM80 113H82L81 110H80ZM83 113H84V112H83ZM141 113H142V111H141V109H140V113H139V114H141ZM166 113H165V114H166ZM184 113H185V112H184ZM193 113H194V112H193ZM5 114H6V113H5ZM12 114H14V113L12 112ZM35 114H36V113H35ZM43 114H44V113H43ZM47 114H48V113H47ZM84 114H86V113H84ZM98 114L100 115V118H99V116H98V118H99L100 120H102V118H101V114H100V113H97V115H98ZM134 114H135V113H134ZM139 114H138V115H139ZM165 114H164V115H165ZM169 114H168V115H169ZM25 115H26V114H25ZM33 115H34V114H33ZM39 115H40V113H39V111H38V114H36L35 116H38V117H39ZM60 115H59V116H60ZM77 115H78V114H77ZM77 115H75V116H77ZM79 115H81V114H79ZM91 115H92V114H91ZM93 115H94V113H93ZM104 115H105V114H104ZM111 115H112V116H111ZM122 115H124V114H122ZM122 115H121V116H122ZM125 115H126V114H125ZM138 115H135V116L138 117ZM156 115H157V114H156ZM160 115H161L160 117H162V113H161ZM170 115H169L168 117H170ZM184 115H185V114H184ZM194 115H195V114H193V116H194ZM17 116H18V115H17ZM44 116H45V115H44ZM102 116H103V114H102ZM106 116H107V115H105V117H106ZM108 116H109V115H108ZM135 116H134V117H135ZM178 116H179V115H178ZM187 116H188V115H187ZM28 117H29V116H28ZM48 117H49V116H48ZM62 117H64V115H63ZM62 117H61V118H62ZM77 117H78V116H77ZM83 117L86 118V119H85V120H86L85 123H87V120H88V121L91 120V118L88 119L89 117H85V116H83ZM126 117H127V116H126ZM134 117H132L133 119L131 120V117L129 116V119H130V120H127L129 123L126 122V121H125V123H128L129 126L133 125V126H134V127H133L134 129L139 130V129H141V127H143V126L145 125V124H144L145 121H143V123H142V122H141V119H140V121H139V120H138L139 118L136 120V119H134ZM139 117L141 118L142 115L139 116ZM160 117H159V118H160ZM172 117H173V118H172L171 121H169L171 118H170V119H167L166 121H163V120H162V121H161V120H160V121H159V120L157 121L156 119H154V120H156L158 124L161 122L163 125H164L165 122H166L165 125H168L169 122H174L173 125H172V123H171V128H172V126H174L175 122H176L175 125H178V122L181 120L182 122L180 121V122H179V125H182V127H183V125H184L183 123H185L184 126H185V127H187V126L189 127V124L187 123V122H188V120H187L188 118H187V117H185V121H184V118H183V120H182V118H181V119L179 118L180 120L178 121L177 118H176L177 115H176L175 117H174V115H173ZM189 117H190V116H189ZM6 118H7V117H6ZM26 118H27V117H26ZM34 118H36V117H33V118H32V119H33V122H34ZM42 118H43V117H42ZM50 118H52V117H50ZM50 118H49V119H50ZM64 118H65V117H64ZM64 118H62V119H64ZM73 118H74V117H73ZM79 118H80V117H79ZM79 118H78V119H79ZM84 118H83V119H84ZM94 118H96V117H94ZM94 118H93L92 120H93V122H96V121L94 120ZM112 118H111V119H112ZM121 118H122V117H121ZM156 118L158 119V117H156ZM174 118H175L176 121H174ZM186 118H187V119H186ZM190 118H191V117H190ZM195 118H196V116H195ZM195 118L193 117V118H191V120H193V119H195ZM197 118L199 119V117H197ZM197 118H196V119H197ZM30 119H31V117H30ZM37 119H38V121H39V120L41 119V116H40V118H36V120H37ZM43 119H45V118H43ZM43 119H41V120H43ZM52 119H54V117H53ZM70 119H71V118H70ZM96 119H97V118H96ZM103 119H104V118H103ZM105 119H107V117H106ZM105 119H104V120H105ZM108 119H109V118H108ZM111 119H110V120H106V122H107V121H110V122H115L116 124H118V123L121 122L120 124H122V123L125 124L124 122H122L121 120H119L120 117H118V120H117L116 117H115L114 120H113V119L111 120ZM122 119H123V118H122ZM127 119H128V118H127ZM196 119H195V120H196ZM198 119H197V120H198ZM27 120H28V119H27ZM50 120H51V119H50ZM50 120H49V123H51ZM68 120H69V119H68ZM68 120H67V122L69 123L70 120H69V121H68ZM71 120L74 121L75 119H71ZM92 120H91V122H92ZM97 120H98V119H97ZM135 120H136V121H135ZM154 120H153V121H154ZM5 121H6V119H5ZM8 121H9V120H8ZM8 121H7V122H8ZM43 121H44V120H43ZM47 121H48V119L46 120V123L44 122L46 125H45L44 123H43L44 125L41 124V126H43V129H44V126H46V129L49 127V123H48V125H47ZM53 121H54V120H53ZM61 121H63V120H61ZM65 121H66V120H65ZM65 121H63V122H65ZM116 121H118V122H116ZM132 121H133V122H132ZM134 121H135V122H134ZM177 121H178V122H177ZM183 121H184V122H183ZM29 122H30V121H29ZM39 122H40V121H39ZM39 122H37V123H38V124L42 123V122H40V123H39ZM63 122H62V124H63ZM74 122H75V121H74ZM78 122H79V121H76V123H78ZM98 122L100 123V121H98ZM102 122H103V121H102ZM131 122H132V124H131ZM136 122H138V123H136ZM139 122H140V123H139ZM150 122H151V121H150ZM154 122H155V121H154ZM167 122H168V124H167ZM189 122H190V121H189ZM199 122H200V121H199ZM9 123H11V122L9 121ZM26 123H28V121H27ZM26 123H25V124H26ZM31 123H32V121H31ZM35 123H36V122H35ZM52 123H53V122H52ZM60 123H61V122H60ZM72 123H73V122H72ZM72 123H71V121H70V124H72ZM104 123H105V122H104ZM133 123H134V124L136 123V124L134 125ZM147 123L149 124V122H147ZM181 123H182V124H181ZM194 123H197V121L194 122ZM16 124H17V123H16ZM29 124H30V123H29ZM54 124H55V125H54ZM66 124H67V123H66ZM70 124L68 125V127H70ZM102 124H103V123H102ZM108 124H109V123H108ZM112 124H113V123H112ZM120 124H118V125H120ZM2 125H3V124H2ZM5 125H6V124H5V122H4V126H5ZM7 125H8V124H7ZM9 125H10V124H9ZM18 125H19V124H18ZM26 125H27V124H26ZM33 125H34V123H33ZM33 125H29V126L33 128ZM53 125H54L55 127H57L58 124H56V122H54ZM77 125L79 126V124H77ZM77 125L75 124L74 126L76 127ZM84 125H85V124H84ZM95 125H96V124H95ZM103 125H104V124H103ZM106 125H107V124H106ZM142 125H143V126H142ZM156 125H157V124H156ZM159 125H160V124H159ZM186 125H187V126H186ZM190 125H192V124H190ZM34 126H36V125H34ZM47 126H48V127H47ZM78 126H77V127H78ZM81 126H82V125H81ZM89 126H90V125H89ZM97 126H99V125H97ZM104 126H105V125H104ZM104 126H103V127H104ZM107 126H109V125H107ZM129 126H128V125H124V127H126V128H128ZM145 126H146V125H145ZM147 126H148V125H147ZM18 127H19V126H18ZM18 127H17V125L15 126V128H18ZM38 127H39V126H38ZM55 127H53V128L56 130ZM61 127H62V126H61ZM65 127H66V126H65ZM68 127H67V128H68ZM71 127H73V126L71 125ZM75 127H73V130H74ZM79 127H80V126H79ZM79 127H78V128H79ZM109 127H110V126H109ZM113 127H116V126H113ZM117 127H119V126H117ZM117 127H116V128H117ZM124 127H123V128H124ZM168 127H169V126H168ZM174 127H176V126H174ZM182 127H181V128H182ZM188 127H187V128H188ZM190 127H191V126H190ZM211 127H212V126H210V128H211ZM213 127H214V125H213ZM5 128H6V127H5ZM13 128H14V127H12L11 129H13ZM24 128H25V127H24ZM24 128H23V129H20V131H21V130H24V131H25V130L27 129V128H26V129H24ZM39 128H40V127H39ZM49 128H50V127H49ZM49 128H48V129H49ZM53 128H52V129H53ZM57 128L59 129L60 127H57ZM62 128H64V126H63ZM83 128H84V130H85L86 127H83ZM95 128H96V127H95ZM106 128H107V127H106ZM126 128H125V130H126ZM133 128H130L131 131H132ZM7 129H8V128H7ZM48 129H47V130H48ZM54 129H53V131H54ZM65 129H66V128H65ZM65 129H64V130H65ZM80 129H81V128H80ZM86 129H87V128H86ZM97 129H98V128H97ZM97 129H94V128H93V131H94V130H97ZM108 129H109V128H108ZM178 129H179V128H178ZM263 129H264V128H263ZM9 130H10V129H9ZM27 130L30 131L31 129L29 130V128H28ZM35 130H37V128H36ZM40 130H41V129H40ZM40 130H39V131H40ZM50 130H51V129H50ZM59 130H61V133H60L61 135H60L58 132H56V133H55V134H56V137H57V133H58V135H60V136H64V135L62 134V132H65L66 134H67V132H68L67 130H65V131H62V129H59ZM71 130H72V129H71ZM71 130H70V132H71ZM73 130H72V132H73ZM106 130H107V129H106ZM121 130H123V129H121ZM175 130H177V129H175ZM0 131H2V130H0ZM3 131H4V130H3ZM6 131H7V130H6ZM18 131H19V130H18ZM18 131H17V132H18ZM39 131H38V132H39ZM43 131H44V130H43ZM43 131H42V132H43ZM45 131H46V130H45ZM51 131H52V130H51ZM51 131H50V132H51ZM56 131H58V130H56ZM75 131H77V130H75ZM88 131H91V130H88ZM99 131H101V130H99ZM99 131H97V132H99ZM118 131H119V130H118ZM140 131L142 132L143 130H140ZM140 131L135 132V135H136V133H138V132H140ZM144 131H145V130H144ZM230 131H231V129H230ZM17 132H15V133H17ZM22 132H23V131H22ZM25 132H26L25 134L27 135V131H25ZM31 132H34V130H33V131L31 130ZM31 132H29V133H31ZM54 132H55V131H54ZM70 132H69V133H70ZM80 132H81V131H79V133H80ZM82 132H83V131H82ZM106 132H107V131H106ZM106 132H104V128H103V133H106ZM115 132H116V131H115ZM119 132H120V131H119ZM124 132H125V131H124ZM148 132H149V131H148ZM7 133H8V132H7ZM45 133H46V132H44V134H45ZM75 133H76V132H75ZM90 133H92V136L94 135L92 131H91ZM94 133H95V131H94ZM101 133H102V132H101ZM120 133H121V132H120ZM127 133H128V131H127ZM129 133H133V131H132V132H129ZM224 133H225V132H224ZM226 133H227V132H226ZM226 133H225V134H226ZM234 133H235V132H234ZM239 133H240V132H239ZM261 133H262V132H261ZM263 133H264V132H263ZM18 134H19V133H18ZM18 134H17V135H18ZM39 134H41V131L38 133V135H39ZM49 134H51V133H49ZM49 134H45V135H47V136H46V139H47V137L50 136ZM53 134H54V133H53ZM66 134H65V135H66ZM73 134H74V133H73ZM80 134H82V133H80ZM114 134H115V133H114ZM117 134H118V132H117ZM121 134H122V133H121ZM123 134H125V133H123ZM123 134H122V136H123ZM11 135H12V134H11ZM17 135L13 136V137H14V140H15L16 137H18V138H17L18 141H16V140L14 141V140H13V142H15V143H16V142L18 143L19 140H20L19 138H22V136H23L24 134H23L21 137H20V134H19V136H17ZM26 135H25V136H26ZM32 135H33V133H32ZM32 135H31V136H32ZM41 135H43V133H42ZM76 135H79V134H76ZM100 135H101V134H100ZM109 135H110V134H108V137H109ZM127 135H128V134H127ZM127 135H126V137H127ZM130 135H131V134H130ZM132 135H133V134H132ZM205 135L208 136L207 134H205ZM209 135H211V134H209ZM222 135H223V134H222ZM244 135H245V134H244ZM5 136H7V134H6ZM25 136H23V137H25ZM31 136H30V137H31ZM52 136H54V135L51 134V138L49 137L50 139H49V138H48V139L51 140V139H54V138H55V137H52ZM67 136H68V137H67ZM67 136H66V137H62V138L60 137V140H62V141L64 140V141H65V142L63 141L62 144L59 143L60 147H61V145H63V147H66L67 145H68V146L71 145V142H70V141L73 140V139H72L73 135H70V134L68 135V134H67ZM70 136H71V137H70ZM81 136H82V135H81ZM86 136H88V135H86ZM128 136H129V135H128ZM198 136H199V135H198ZM217 136H218V135H217ZM226 136H227V135H225V137H226ZM239 136H240V135H239ZM239 136H238V137H239ZM9 137H10V136H9ZM27 137H29V136H27ZM27 137H26V138H27ZM36 137H38L37 143H39L38 141L42 140V139H41L42 137L40 136V137H41L40 139H39V136H36ZM69 137L71 138V140H69V139H70ZM76 137H77V136H76ZM88 137H89V136H88ZM112 137H113V136H112ZM120 137H121V136H120ZM139 137H140V136H139ZM201 137H202V136H201ZM203 137H204V136H203ZM208 137H209V136H208ZM208 137H206V138H208ZM212 137H213V134H212ZM214 137H215V136H214ZM227 137H231V136H227ZM242 137H243V135H242ZM242 137H241V138H242ZM5 138H6V137H5ZM11 138H12V137H11ZM32 138H33V137H32ZM43 138H44V137H43ZM67 138H68V139H67ZM97 138H98V135H97ZM104 138H105V140L108 139L107 142L109 141V139L111 140V137H110V138H107V139H106V137H104ZM118 138H119V136H118ZM124 138H125V137H124ZM144 138H145V137H144ZM215 138H217V137H215ZM220 138H221V137H220ZM239 138H240V137H239ZM9 139H10V138H9ZM12 139H13V138H12ZM22 139H24V138H22ZM34 139H35V138H34ZM46 139H45V140H46ZM55 139H56V140H54V141H59V142H61V141L59 140V138H58V140H57V138H55ZM74 139H75V138H74ZM98 139H99V138H98ZM101 139H102V138H101ZM112 139H113V138H112ZM114 139H117V138L114 137ZM198 139H199V138H198ZM198 139H197V140H198ZM202 139H204V138H202ZM208 139H209V138H208ZM211 139H212V138H211ZM211 139H210V140H211ZM225 139H226V138H225ZM227 139H228V138H227ZM234 139H235V138H234ZM243 139H244V138H243ZM257 139H258V138H257ZM263 139H264V138H263ZM25 140H26V139H25ZM25 140H24V141H25ZM45 140H44V141H45ZM49 140H48V141H49ZM75 140H76V139H75ZM77 140H78V139H77ZM77 140H76V144L78 143ZM92 140H93V138H92ZM94 140H95V139H94ZM99 140H100V139H99ZM118 140H120V139H118ZM118 140H117V141H118ZM204 140H205V139H204ZM220 140H221V139H220ZM228 140H229V139H228ZM237 140H238V139H237ZM249 140H250V139H249ZM249 140H248V141H249ZM259 140H262V139L259 138V139H258V142H256V143L260 144L261 142L259 143ZM10 141H11V140H9V142H10ZM26 141H29V140H26ZM33 141H34V140H33ZM44 141H42V142L44 143ZM80 141H82V139H81ZM114 141H115V140H114ZM123 141H124V140H123ZM135 141H136V140H135ZM198 141H199V140H198ZM198 141H197V142H198ZM200 141H201V139H200ZM211 141H212V142H216L215 140H211ZM229 141H230V140H229ZM234 141H236V140H234ZM234 141H230V142L233 143ZM239 141H241V140L239 139ZM246 141H247V140H246ZM246 141H245V142H246ZM255 141H257V140H255ZM262 141L264 142V140H262ZM20 142H21V140H20ZM30 142H31V141H30ZM40 142H41V141H40ZM42 142H41V144H42ZM52 142H53V141H52ZM73 142H74V141H72V143H73ZM91 142H92V141H91ZM99 142H100V141H99ZM120 142H121V140H120ZM120 142H119V143H120ZM137 142H138V141H137ZM137 142H136V144H137ZM195 142H196V141H195ZM204 142H206V140H205ZM218 142H219V141H218ZM220 142H221V141H220ZM223 142H224V141H223ZM223 142H222V144H224ZM225 142H226V140H225ZM10 143H12V141H11ZM10 143H9V145H8L7 143H6V144H7V145L9 146V148H11V149H7L8 146L6 145V146H7L6 149H3V150H4V153H2V152L0 153V155L2 154V155L5 157V159L0 160V165H3L4 168H6V170H8V171H13V172H15L16 169H18L17 171L20 170L18 173L21 174V178L23 177V178L25 179V181H26V180H30V179H33V180H34V178H35L40 172H43V171H41L42 168L40 169V171L38 170L39 168H38L37 165H38L39 160H38V162L35 161V160L33 161V162H37V165H35L34 163H33L34 165H33V164H30V163L27 164V162L24 163V161L22 160L23 158H21V156H22V154H21L22 151H21V150H23V149L25 148V147H24L25 144H23V147H21L20 144H17V143H16L15 145H18V146H19V149L17 148V149H18V150H17V149H15V148H13V146L10 147ZM24 143H25V142H24ZM26 143H28V142H26ZM50 143H51V142H50ZM68 143H69V144H68ZM80 143H81V142H80ZM88 143H89V141H88ZM100 143H101V142H100ZM103 143H104V142H103ZM105 143H106V142H105ZM108 143H110V142H108ZM112 143H114V146H116L115 144H117V143H115V142H112ZM200 143H201V142H200ZM206 143H208V141H207ZM206 143H205V144L202 143V144L205 146V145H207ZM231 143H230V145H232ZM234 143H235V142H234ZM236 143L238 144L237 141H236ZM236 143H235V144H236ZM242 143H243V141H242ZM250 143H251V142H250ZM33 144H34V143H33ZM33 144H32V146H33ZM41 144H40V145H41ZM46 144H47V143H46ZM55 144H56V143H55ZM57 144H58V142H57ZM57 144H56V145H57ZM73 144L75 145V143H73ZM83 144H84V143H83ZM101 144H102V143H101ZM106 144H107V143H106ZM106 144H104L103 146H105ZM120 144H121V143H120ZM125 144H126V143H125ZM219 144H221V143H219ZM219 144H218V145H219ZM246 144H248V143H246ZM12 145H13V144H12ZM26 145H28V144H26ZM35 145H37V144L35 143ZM49 145L51 146L52 144H49ZM53 145H54V144H53ZM81 145H82V144H81ZM84 145H85V144H84ZM96 145H97V144H96ZM98 145H99L98 147H100V149L98 148L99 150L97 149V151H99L100 153H102V152H103V151L101 152V147H102V145H101V146H100V144H98ZM111 145H113V144H111ZM117 145H119V144H117ZM127 145H128V144H127ZM127 145H124V146H127ZM130 145H132V143H131ZM199 145H201V144H199ZM216 145H217V144H216ZM225 145H226V144H225ZM225 145H224V147L228 146V143H227L226 146H225ZM244 145H245V144H244ZM41 146H42V145H41ZM57 146H58V145H57ZM57 146H55V148H56ZM71 146H72V145H71ZM71 146L68 147V148L66 147V149H67V150H68V149L71 150V148L73 147V146H72V147H71ZM77 146L79 147V145H77ZM77 146L75 145V147H73V148H76ZM85 146H87V145H85ZM114 146H112V147L109 146V149L112 148V149L114 150V148H113ZM121 146H122V145H121ZM124 146H123V147H124ZM128 146H129V145H128ZM136 146H137V145H136ZM136 146H135V147H136ZM235 146H236V145H235ZM261 146H262V145H261ZM15 147H16V146H15ZM39 147H40V146H37L38 149H39ZM42 147H43V146H42ZM58 147H59V146H58ZM58 147H57V148H58ZM92 147H93V146H92ZM105 147H106V146H105ZM131 147L133 148V145H132ZM135 147H134V148H135ZM158 147H159V145H158ZM164 147H165V146H164ZM196 147H197V146H196ZM200 147H201V146H200ZM200 147H198V148L200 149ZM228 147H229V146H228ZM233 147H234V146H233ZM258 147H260V145H258ZM4 148H5V147H4ZM20 148H21V149H20ZM31 148H32V147H31ZM31 148H30V149H31ZM40 148H41V147H40ZM55 148H54V149H55ZM57 148L55 149V151L57 150ZM61 148H62V147H61ZM116 148H118V147H116ZM119 148H120V146H119ZM134 148H133V149H134ZM141 148H142V146H141ZM165 148H166V147H165ZM198 148H196V149H198ZM201 148H202V147H201ZM261 148H262V147H261ZM1 149H2V147H1ZM30 149H29V150H30ZM58 149H59V150H58L59 152L62 151V149H61V150H60V148H58ZM63 149H64V148H63ZM66 149H64V151H65ZM95 149H96V148H95ZM194 149H195V148H194ZM196 149H195V150H196ZM229 149H230V147H229ZM231 149H232V148H231ZM236 149H237V148H236ZM31 150H32V149H31ZM35 150H36V149H35ZM43 150L45 151V149H41V151H43ZM48 150H49V149H48ZM48 150H46V152H48ZM52 150H53V149H52ZM84 150H85V149H84ZM90 150H91V149H90ZM102 150H104V147H103ZM110 150H111V149H110ZM135 150H136V148H135ZM224 150H225V148H224ZM232 150H233V149H232ZM238 150H239V149H238ZM26 151H27V149H26ZM38 151H40V149H39ZM38 151H36V152H37V155H38V153H39ZM50 151H51V150H50ZM55 151H54V154H55ZM79 151H81V150H79ZM97 151H96V152H97ZM116 151L119 152V149H117ZM116 151L114 150L115 153H116ZM137 151H138V150H137ZM196 151H197V150H196ZM229 151H231V150H229ZM23 152H24V151H23ZM36 152H35V153H36ZM46 152H44V155L46 154V156H47V153H46ZM52 152H53V151H52ZM66 152H68V151H66ZM76 152H78V150H77ZM85 152H86V150H85ZM109 152H110V151H109ZM122 152H124V151L122 150ZM122 152H121V153H122ZM153 152H155V151H153ZM159 152H162V151H159ZM190 152H191V151H190ZM190 152H189V153H190ZM225 152H226V150H225ZM237 152H238V151H237ZM240 152H242V151H240ZM26 153H28V152H26ZM33 153H34V151H33ZM35 153H34V155H36ZM48 153H49V155H50V152H48ZM60 153H61V152H60ZM68 153H69V152H68ZM71 153H72V152H71ZM80 153H81V152H80ZM82 153H83V154H80V155H84V152H82ZM107 153H108V152H107ZM115 153H113V157H114V154H115ZM121 153H120V154H121ZM155 153H157V151H156ZM192 153H193V151H192ZM195 153H196V152H195ZM31 154H32V153H31ZM42 154H43V152H42ZM42 154H41V155H42ZM61 154H62V153H61ZM63 154H64V153H63ZM89 154H90V153H89ZM91 154H92V153H91ZM95 154H96V153H95ZM95 154H94V155H95ZM157 154H158V153H157ZM161 154H163V153H161ZM193 154H194V153H193ZM24 155H25V154H23V157H24V159H25V156H24ZM51 155H52V154H51ZM51 155H50V156H51ZM64 155H66V154H64ZM72 155L75 157L76 154H72ZM80 155H79V156H80ZM106 155H108V154H106ZM194 155L196 156V154H194ZM50 156H49V157H50ZM54 156H55V155H54ZM58 156H60V155L58 154ZM58 156L55 157V161H56V163L58 162V159L56 160V158H58ZM69 156H70V155H69ZM77 156H78V155H77ZM91 156H92V155H91ZM100 156H101V155H100ZM122 156H123V155H122ZM138 156H139V155H138ZM138 156H137V157H138ZM152 156L154 157L153 154H152ZM155 156H156V154H155ZM4 157H3V158H4ZM40 157H41V156H40ZM40 157H39V158H40ZM47 157H48V156H47ZM47 157H44V158H47ZM49 157H48V159H46L47 162H46L45 159H42L43 161L41 160L42 162H40V163H43V162H44V163H45V162L48 163V161H50L51 158L53 159V157L51 156V157H50V160H49ZM65 157H66V156H65ZM86 157H87V155H86ZM105 157H109V155H108V156H105ZM119 157H120V156H119ZM123 157H124V156H123ZM123 157H122V162L120 163L121 165H122L123 160H124ZM129 157H130V156H129ZM139 157H140V156H139ZM153 157H152V158H153ZM29 158H30V157H29ZM33 158H34V157H33ZM35 158H37V157L35 156ZM35 158H34V159H35ZM81 158H82V157H81ZM98 158H99V157H98ZM110 158H111V157H110ZM40 159H41V158H40ZM72 159H73V158H72ZM79 159H80V158H79ZM82 159H83V158H82ZM85 159H86V158H85ZM107 159H109V158H107ZM112 159H116V156H115L114 158H112ZM112 159H111V161H110V159H109L107 162H112ZM118 159L121 160V158H118ZM134 159H135V158H134ZM134 159H131L130 161H133ZM142 159H143V158H142ZM142 159H140V160H138V161H141ZM27 160H28V158H27ZM44 160H45V161H44ZM59 160H60V159H59ZM86 160H87V159H86ZM93 160H94V159H92V161H93ZM194 160H195V159H194ZM22 161H23V163H22ZM51 161H52V160H51ZM53 161H54V160H53ZM69 161H71V158H70ZM73 161H74V159H73ZM82 161H83V160H82ZM82 161H80V163H81ZM88 161H89V160H88ZM88 161H85L84 163H86V165H87V164H88V163H87ZM103 161L106 163V164H103V166L106 165L105 167H107L106 158H105ZM126 161H127V159H126ZM136 161H137V159H136ZM59 162H60V161H59ZM66 162H67V161H66ZM89 162H90V161H89ZM94 162H95V161H94ZM97 162H98V161H97ZM104 162H103V163H104ZM117 162H120V161H117ZM146 162H147V160H146ZM40 163H39V165H41ZM44 163H43V164H44ZM60 163H61V162H60ZM60 163H59V164H60ZM68 163H70V162H68ZM72 163H73V162H72ZM74 163H75V165L77 164L75 161H74ZM125 163H126V162H125ZM129 163H132V162H129ZM194 163H195V161H194ZM196 163H197V161H196ZM43 164H42V165H43ZM65 164H67V163H65ZM81 164H82V163H81ZM126 164H127V163H126ZM197 164H198V163H197ZM197 164H196V165H197ZM53 165H55V163H54ZM73 165H74V164H73ZM77 165H78V164H77ZM92 165H94V164H92ZM92 165H91V166H92ZM130 165H131V164H130ZM176 165H177V164H176ZM179 165H180V164H178V166H179ZM188 165H189V164H188ZM194 165H195V164H194ZM60 166H61V165H60ZM62 166H63V165H62ZM71 166H72V165H71ZM78 166H79V165H78ZM88 166H89V165H88ZM108 166H111V164L108 165ZM113 166H114V165H113ZM116 166H117V167H115V166L112 167V166H111L112 168H111V167H109V168H111L112 171H113V168H115L114 170H116V171H117V168H118V169H121V167H118V163L116 164ZM126 166H127V165H126ZM134 166H135V163H134ZM137 166H138V165H137ZM34 167H35V168L37 167L38 169L36 170V169H34ZM49 167H50V166H49ZM49 167H48V168H49ZM72 167H73V166H72ZM79 167H80V166H79ZM79 167H78V168H79ZM101 167H102V166H101ZM175 167H176V166H175ZM198 167H199V165H198ZM44 168H46V167H44ZM48 168H47V169H48ZM60 168H61V167H60ZM65 168H66V167H65ZM65 168H64V170H65ZM78 168H75V167H74V170H75V169H78ZM88 168H89V167H88ZM88 168H87V169H88ZM90 168H91V167H90ZM109 168H108V169H106V168L104 169V167H103L104 170H101V169H100V166H99L100 171H103V172L105 171L104 173H106V174H107V172H108V173L110 172ZM134 168H135V167H133V168H131V169H134ZM137 168L140 169L139 166H138ZM137 168H135V169H137ZM199 168H200V167H199ZM50 169H51V168H50ZM61 169H63V168H61ZM144 169H145V168H144ZM177 169H178V167H177ZM48 170H49V169H48ZM67 170H68V169H67ZM67 170H65V171L62 170L61 173H58V172L61 171L60 169H58V171L55 170V172L57 173V175H55V176H57V178H59V181H61L62 184H63V182H64L65 185H67V181H68V180L65 179V178L68 176V174H70L69 171H71V170H68V171H67ZM74 170H73V171H74ZM78 170H79V169H78ZM85 170H86V169H85ZM92 170H93V169H92ZM106 170H109V171H106ZM125 170H126V168H125ZM137 170H138V169H137ZM146 170H147V169H146ZM148 170H149V169H148ZM172 170H174V169H172ZM1 171H2V170H1ZM49 171H50V170H49ZM51 171H52V170H51ZM66 171L68 172V174L66 173ZM73 171L71 172L72 175H74L75 172H76V171H74V173H73ZM81 171H82V170H81ZM86 171H87V170H86ZM100 171L98 170V171L96 172L97 175H98L100 178H103V177L106 178V176H108V175L105 176L104 173H103V172H100ZM112 171H111V174L114 172V171H113V172H112ZM118 171H119V170H118ZM133 171H134V170H133ZM135 171H136V170H135ZM141 171H142V170H141ZM144 171H145V170H144ZM63 172L66 173V176H65V173H63ZM82 172H84V171H82ZM119 172H121V171H119ZM139 172H140V171H139ZM145 172H146V171H145ZM2 173L5 174L4 171H3ZM45 173H46V172H44V175H47V174H45ZM88 173H91V172L88 171ZM96 173L94 174V176H96ZM99 173H101V174H99ZM40 174L42 175V173H40ZM48 174L51 175L50 173H48ZM58 174L61 175L62 179L64 178V180H60L61 177H60V176L58 177ZM63 174H64V175H63ZM80 174H81V173H80ZM84 174H85V172H84ZM91 174H93V173H91ZM116 174L118 175L117 172H116ZM121 174H123V173L121 172ZM121 174L119 173L118 178H119V176H120L121 179H123L125 176L122 177L124 174H123V175H121ZM138 174H140V173H138ZM41 175L38 176V177H40V179H43L44 176H41ZM85 175H86V174H85ZM85 175H84V177L81 175V176L83 177V179H82L83 181H84V180L86 179V177L88 176V175H87V176L85 177ZM100 175H102V177H101ZM103 175H104V176H103ZM144 175H145V174H144ZM233 175H234V174H233ZM9 176H10V174H9ZM9 176H8V177H9ZM16 176L19 177V175H16ZM52 176H53V175H52ZM63 176H64V177H63ZM75 176H76V175H75ZM75 176H74V177H75ZM81 176L77 177V179H76V177L73 178V176H72L71 178H72V180L75 179V182H74V181L72 182V180H70V178H68V179L70 180L69 182L74 183V184L78 183L79 186H83V185L79 184V183H80V177H81ZM90 176H91V175L89 174V177H90ZM98 176H97V177H98ZM126 176H128V175H126ZM6 177H7V176H6ZM11 177H12V176H11ZM13 177H14V176H13ZM13 177H12V178H13ZM42 177H43V178H42ZM89 177H87V178L89 179ZM97 177H96V178H97ZM99 177H98V178H99ZM235 177H236V176H235ZM12 178H9V179H12ZM23 178H22V180H24ZM48 178H52V177L50 176V177H48ZM57 178H55V179L58 180ZM84 178H85V179H84ZM100 178H99V179H100ZM111 178H112V177H111ZM118 178H117V179H118ZM237 178H239V177H237ZM13 179L15 180V177H14ZM46 179H47V178H46ZM53 179H54V178H53ZM78 179H79V182H76ZM93 179H95V178H93V176H92V180H93ZM99 179H97V180H99ZM109 179H110V178H109ZM109 179H108V182H109ZM117 179L114 178V180H117ZM179 179H180V178H178L177 180H179ZM20 180H21V179H20ZM22 180H21L20 182H22ZM48 180H49V179H48ZM65 180H67V181L65 182ZM90 180H91V179H90ZM100 180H102V179H100ZM110 180H111V179H110ZM112 180H113V179H112ZM112 180H111V181H112ZM114 180H113L112 182H115ZM118 180H119V179H118ZM124 180H125V178H124ZM233 180H234V179H233ZM237 180H238V179H237ZM6 181H7V180H6ZM11 181H12V183H15V182H13V180H11ZM15 181H16V180H15ZM25 181H24V182H25ZM50 181H51V180H50ZM88 181H89V180H88ZM88 181H87V182H88ZM134 181L137 182V180H134ZM7 182H8V181H7ZM18 182H19V178H18ZM20 182H19V184H20ZM24 182H23V183H24ZM61 182H60V183H61ZM95 182H98V181L95 180ZM95 182H94V183H95ZM108 182H107V183H108ZM187 182H188V181H187ZM187 182H185V183L187 184ZM233 182H234V181H233ZM37 183H38V182H37ZM83 183H84V182H83ZM90 183H91V182H90ZM92 183H93V182H92ZM104 183H105V184H104ZM104 183L101 182V185H100V186H102V185H108V187H105V190H106V188H108V189L111 188V189H110V193H108V194H110V196H107V197H106L107 199H103V198H105V197H103V198H102L103 202L100 200L101 198H100V199L98 200V202H97V201H95V198H96V197H95V195H94V193H93V195H94V201H95V202L93 201V198H92V200H88V199H87L88 201H85V200H86V199H85V200H83V202H81L82 200H81V201L79 200L80 202L77 200L78 203H83V204H86V203H87L88 205H89L90 203H91V205H93V203H96V204L98 205V204H99V201H101L100 204L104 205V204H103L104 201H105V202H106V201H109V199H111V198H114V201H115V200L117 201L118 198L115 199V197H116L115 194H116V193L118 194L119 192H121L122 188H119V187H118L119 185H117L118 190H119V192H117L116 187H114V183H112V185L106 184V182H104ZM109 183H110V182H109ZM16 184H18V183H16ZM33 184H34V183H33ZM38 184H39V183H38ZM38 184H37V186H38ZM42 184H43V183H42ZM49 184H51V183H48V185H46V187H47V186L49 187V186H50ZM57 184H59V183L57 182ZM84 184H85V183H84ZM97 184L99 185L100 183L98 182ZM110 184H111V183H110ZM126 184H128V183H126ZM126 184H124V185H120V186H121V187L123 186V187H124L123 189L126 190V189H128V188H126V186H127ZM132 184H133V182H132ZM182 184H184V183H182ZM188 184H189V183H188ZM235 184H236V183H235ZM11 185H13V184H11ZM26 185H28V184L26 183ZM26 185H22V187H24V186H26ZM40 185H41V184H40ZM44 185H45V184H43V188H44ZM54 185H55V184H54ZM65 185H63V187H64ZM68 185H69V183H68ZM71 185H72V184H71ZM95 185H96V184H95ZM98 185H96L95 188H97ZM115 185H116V184H115ZM125 185H126V186H125ZM137 185H138V184H137ZM149 185H150V184H149ZM178 185L182 186L181 184H178ZM20 186H21V185H20ZM29 186H30V184H29ZM29 186H28V187H29ZM34 186H35V185H34ZM37 186H36V188H37ZM84 186H85V185H84ZM89 186H90V184H89L88 186H86V187L89 188ZM100 186L97 188L98 190H99V188H101ZM109 186H113V187H109ZM130 186H132V188H133V185H130ZM189 186H190V185H189ZM230 186H231V185H230ZM46 187H45V188H46ZM50 187L52 188V186H50ZM50 187H49V188H50ZM63 187H62V189H63ZM68 187H69V186H68ZM68 187L66 186L65 188L67 189ZM70 187L72 188V190H74L73 195H74V193H75L76 191L80 192V191H79L80 189H79L78 187H76L77 190H75L76 188H75V189L73 188L74 186H73V187L70 186ZM135 187H136V186H135ZM184 187H186V186H184ZM228 187H229V186H228ZM233 187H234V186H233ZM31 188H32V186L30 187V189H31ZM33 188H34V187H33ZM43 188H42L41 190L44 192ZM45 188H44V189H45ZM65 188H64L65 193H66V191H68V193L71 192V191H69L70 189H69V190H66ZM93 188H94V187H93ZM103 188H104V187L102 186V188H101L100 190H101V192L103 191L102 194H105V196H106L107 190L105 191V190H103ZM113 188H114V190H116V192L113 190ZM130 188H131V187H130ZM130 188H129V189H130ZM176 188H177V187H176ZM181 188L183 189V187H181ZM10 189H11V188H10ZM16 189H17V188H16ZM26 189H29V188H27V186H26ZM46 189H47V188H46ZM46 189H45V191H47ZM59 189H60V188H59ZM62 189H60V191H62ZM85 189H86V188H85ZM90 189H92V185H91ZM120 189H121V190H120ZM182 189H181V190H182ZM232 189H233L232 192H234V189H235V191H236L237 188H232ZM232 189H231V190H232ZM11 190H12V189H11ZM21 190H23V189H21ZM38 190H39V189H38ZM38 190H34L36 193L34 192V194L31 195L32 197H30V198H33V195L36 196V194H38V193H37ZM81 190H82V189H81ZM83 190H84V189H83ZM86 190H88V189H86ZM100 190H99V191H100ZM134 190H135V189H133V191H132V190H131V191L129 190V193H130V192H131V193H132V192H135ZM16 191H18V190H16ZM23 191H24V190H23ZM23 191H22V192H23ZM42 191H41V192H42ZM53 191H54V190H53ZM57 191H58V190H57ZM89 191H90V190H89ZM89 191H88V192H89ZM91 191H92V190H91ZM91 191H90V193H91ZM104 191H105V192H104ZM111 191H112V192L114 191L115 193L113 192V194H112ZM122 191H124V190H122ZM127 191H128V190H126V191H124V192H126L127 195H128V192H127ZM138 191H139V190H138ZM186 191H187V190H186ZM229 191H230V190H229ZM27 192H28V191H27ZM27 192H26V193H27ZM38 192H39V191H38ZM54 192H55V191H54ZM232 192H231V193H232ZM6 193H7V192H6ZM20 193H21V192H20ZM39 193H40V192H39ZM46 193H47V192H46ZM49 193H50V192H49ZM55 193H56V192H55ZM65 193H64V195H65ZM68 193H67L66 195H68ZM71 193H72V192H71ZM90 193H88V194H90ZM122 193H123V192H122ZM126 193H125V194H126ZM181 193H182V192H181ZM185 193H186V192H185ZM40 194H41V193H40ZM40 194H38V195H40ZM52 194H53V193H52ZM62 194H63V192H62L61 194H59V196L62 195ZM77 194H78V193L76 192L75 195H77ZM84 194H87V191H86V193H84ZM88 194H87V195H88ZM117 194H116V195H117ZM123 194H124V193H123ZM133 194H134V193H133ZM133 194H132V196H134ZM2 195H3V194H2ZM6 195H7V194H6ZM17 195H19V194H17ZM17 195H16V197H17L18 199L20 198L19 196H22V195H19V196H17ZM48 195H49V194H48ZM55 195H56V194H55ZM75 195H74V196H75ZM91 195H92V193H91ZM130 195H131V194H130ZM135 195H136V193H135ZM229 195H231V194H229ZM0 196H1V195H0ZM8 196H9V195L5 196V197H4L5 199H3L2 196H1V197H2L3 201L7 199L6 202H8V201L10 200V199L8 200V198H7ZM10 196H11V195H10ZM12 196H13V195H12ZM23 196H24V195H23ZM41 196H44L43 193H42ZM41 196H40V197H41ZM46 196H47V194H46ZM52 196L54 197V195H52ZM81 196H84V195L80 194V197H81ZM88 196H90V195H88ZM111 196H112V197H111ZM114 196H115V197H114ZM118 196H119V198H120V196H122V194L119 193ZM123 196H124V195H123ZM50 197H51V196H50ZM75 197H76V196H75ZM77 197H79V196L77 195ZM99 197H100V196H99ZM109 197H110V198H109ZM134 197H135V196H134ZM22 198H23V197H22ZM28 198H29V197H28ZM30 198H29V199H30ZM42 198H43V197H42ZM45 198H46V197H45ZM45 198H44V202H45ZM65 198H66V197H65ZM70 198H71V197H70ZM70 198H69V199H70ZM89 198L91 199V197H89ZM18 199H17V200H18ZM69 199L67 198V201H65L67 204L72 203L71 201H70V203H69V201H68ZM78 199H79V198H78ZM96 199H97V198H96ZM127 199H128V198H126L125 200L128 202ZM129 199H131V197H130ZM133 199H134V198L132 197V200H133ZM205 199H206V198H205ZM214 199H215V198H214ZM30 200H34V198H33V199H30ZM30 200H29V202H30ZM122 200H123V199H122ZM125 200H124L125 205H123V206H126V203H127V202H126ZM134 200H135V199H134ZM13 201H14V200H13ZM15 201H16V200H15ZM37 201H38V202H39V201L41 202L42 200H41V199H40V200L37 199ZM37 201H35V202L37 203ZM46 201H47V200H46ZM55 201L57 202V200H55ZM84 201H85V202H84ZM118 201H120V199H118ZM118 201H117V202H118ZM190 201H191V200H190ZM190 201H188V203H189ZM198 201H199V200H198ZM205 201H206V200H205ZM214 201H216V199H215ZM214 201H213V202H214ZM258 201H260V200H258ZM1 202H2V200H1ZM24 202H25V201H24ZM88 202H90V203H88ZM92 202H93V203H92ZM117 202L115 203V204H116V207H121V204L123 203V201H121L120 206H119V205L117 206ZM210 202L212 203V201H210ZM216 202H217V201H216ZM3 203H5V202H3ZM12 203H13V202H12ZM17 203H18V202H17ZM31 203H32V202H30V204H31ZM53 203H54V202H53ZM66 203H65V204H66ZM78 203H77V204H78ZM107 203H108V202H106V204H107ZM118 203H119V202H118ZM124 203H123V204H124ZM128 203H129V202H128ZM191 203H192V202H191ZM198 203H201V202H198ZM218 203H219V202H218ZM6 204H7V203H6ZM19 204H20V203H19ZM19 204H18V205H19ZM25 204H26V203H25ZM27 204H29V203H27ZM27 204H26V206H28ZM34 204H35V203H34ZM41 204H42V202H41ZM67 204H66V205H67ZM111 204H114V203L112 202ZM111 204H110V205H111ZM115 204H114V205H115ZM130 204H133V203L130 202ZM134 204H135V202H134ZM4 205H5V204L1 205V206H3V207L0 208V226L2 227L3 223H4L5 225H7V224L9 225V224H10V226H12V225H13V226H16V227H17V230H16L17 233H16V234L20 233V235H19L18 237L22 238V237H23V234L26 233V231L24 232V230H25L26 228L23 229V226L21 225L22 223L20 222V219H21V218L18 217L17 219H15L16 221L13 220V221H15V223L13 222L14 224H12V222L10 221L11 218L16 217L15 213H12V212H13V211H12L13 209H11V208H12V207H11L12 204L10 205V207H7V206L9 205V202H8V205H7V206H6V205L4 206ZM14 205H15V204H14ZM14 205H13V206H14ZM20 205H21V204H20ZM52 205H53V204H52ZM71 205H72V206H71ZM71 205L68 206L67 208L69 209V207H71L70 210L72 211V210L74 209V208H73L74 206H73V204H71ZM81 205H82V204H81ZM110 205H109V206L107 205V207H109V209L112 208V206H111V208H110ZM114 205H113V207H114ZM220 205H221V204H220ZM21 206H22V205H21ZM26 206H25V208H26ZM34 206H35V205H34ZM37 206H38V205H37ZM39 206H40V205H39ZM39 206H38V207H39ZM94 206H95V205H94ZM94 206H92V207L94 208ZM104 206H105V205H104ZM128 206H129V204H128ZM132 206H133V205H132ZM135 206H136V205H135ZM137 206H138V204H137ZM199 206H200V205H199ZM215 206H216V205H215ZM215 206H214V207H215ZM222 206L224 207V205H222ZM14 207H15V206H14ZM76 207H77V205H75V208H76ZM79 207H80V206H79ZM102 207H103V206H102ZM107 207L105 208V211H104V212H106V210L108 209ZM116 207H115V208H116ZM130 207H131V206H130ZM133 207H134V206H133ZM239 207H240V206H239ZM241 207H243V206H241ZM245 207L248 209L249 205H248V207H247V206H245ZM18 208H21V207H18ZM72 208H73V209H72ZM125 208H126V207H125ZM140 208H141V207H140ZM190 208L192 209V207H190ZM190 208H189L188 210H191ZM246 208H245V209H246ZM34 209H35V207H34ZM119 209H123L124 211L127 210V209L125 210L123 207H122V208H119ZM130 209H131V208H130ZM133 209H134V208H133ZM226 209H227V208H226ZM230 209L232 210L233 208L230 207ZM242 209H243V208H242ZM247 209H246V210H247ZM16 210L18 211V209H16ZM31 210H32V207H31ZM38 210L40 211V207H39ZM111 210L114 212L115 209H114V210L111 209ZM123 210H122V211H123ZM224 210H225V209H224ZM246 210H243L244 213L246 212ZM109 211H110V210H109ZM112 211H110V214H111ZM115 211H118V210L116 209ZM129 211H130V210H129ZM142 211H143V210H141V212H142ZM186 211H187V210H186ZM221 211H222V208H221ZM260 211H261V210H260ZM14 212H15V211H14ZM25 212H26V211H25ZM62 212H63V211H62ZM67 212H68V211H67ZM93 212H94V211H93ZM104 212H103V213H104ZM144 212H145V211H143L142 213H144ZM202 212H203V209H202ZM232 212H234V210H233ZM232 212H231V213H232ZM29 213H32V212H29ZM46 213H47V212H46ZM70 213H71V212H70ZM73 213H77V212L74 211ZM87 213H88V212H87ZM94 213H95V212H94ZM94 213H92V216H94V215H93ZM130 213H131V212H130ZM130 213H129V215H130ZM188 213H190V212H188ZM193 213H194V212H193ZM220 213H221V212H220ZM220 213H218V214H220ZM223 213H224V212H222V214H223ZM234 213H235V212H234ZM239 213H240V212H239ZM38 214H39V213H38ZM60 214H61V213H60ZM71 214H72V213H71ZM88 214H89V213H88ZM101 214H102V211H101ZM101 214H99V217H101V216H100ZM107 214H108V213H107ZM112 214H113V213H112ZM119 214H120V212H119ZM121 214H122V213H121ZM175 214H176V213H175ZM190 214H192V213H190ZM194 214H196V213H194ZM215 214H216V213H215ZM215 214H214V216H215ZM218 214H217V216H218ZM253 214H256V211H255V213H253ZM253 214H252V215H253ZM13 215H14V216H13ZM30 215H31V214H30ZM36 215H37V214H36ZM55 215H56V214H55ZM64 215H65V214H64ZM80 215H81V214H80ZM103 215H104V214H103ZM103 215H102V217H103ZM108 215H109V214H108ZM131 215H133V214L131 213ZM201 215H202V214H201ZM224 215H225V214H224ZM252 215H250V216H252ZM69 216H71V215H69ZM69 216L67 215V217H69ZM105 216H106V214H105ZM209 216H210V215H209ZM221 216H222V215H221ZM227 216H228V215H227ZM227 216H225V217L227 218ZM254 216H255V215H254ZM30 217H32V215H31ZM56 217H57V216H56ZM81 217H82V216H81ZM102 217H101V218H102ZM107 217H108V216H107ZM109 217H110V216H109ZM128 217H129V216H128ZM130 217H132V216H130ZM196 217H197V216H196ZM223 217H224V216H223ZM225 217H224V220H221L222 222L225 221ZM232 217H233V216H232ZM232 217H231V218H232ZM70 218H71V217H70ZM97 218H98V217H97ZM215 218H217V217H215ZM229 218H230V216H229ZM233 218L235 219V217H233ZM233 218H232V219H233ZM248 218H249V217H247V219H248ZM257 218H258V217H257ZM57 219H58V218H57ZM59 219H60V218H59ZM76 219H77V217H76ZM88 219H90V220L92 221L91 217H89V218H87V220H86V219H85V220H86L87 222H88V221L90 222V220H88ZM95 219H96V217H95ZM103 219H106V218L103 217ZM108 219H109V218H108ZM181 219H183V218H181ZM184 219H191V218H190V217H189V218L186 217V218H184ZM232 219H229V220L231 221ZM249 219H252V218H249ZM254 219H255V218H254ZM254 219H252V221H253ZM93 220H94V219H93ZM98 220H99V219H98ZM111 220H112V219H111ZM191 220H192V219H191ZM202 220H203V219H202ZM202 220H201V221H202ZM235 220H237V219H235ZM257 220H260V219L258 218ZM263 220H264V219H263ZM9 221H10V222H9ZM100 221H101V223H102V220H100ZM173 221H174V220H173ZM189 221H190V220H189ZM199 221H200V220H199ZM237 221H238V220H237ZM245 221H246V219H245ZM260 221H261V220H260ZM29 222H30V221H29ZM41 222H42V220H41ZM45 222H46V221H45ZM95 222H96V221H95ZM95 222H94V226L97 225V223L95 224ZM97 222H98V221H97ZM103 222H104V221H103ZM243 222H244V221H243ZM258 222H259V221H258ZM31 223H32V221H31ZM75 223H77V221H75ZM105 223H107V221H106ZM105 223H103V224H105ZM204 223H205V222H204ZM245 223H247V222H245ZM24 224H25V223H24ZM24 224H23V225H24ZM40 224H41V223H40ZM54 224H55V223H54ZM98 224H99V223H98ZM218 224H221V223H219V221H218ZM241 224H242V223H241ZM241 224H240V225H241ZM250 224H251V223H249V225H250ZM64 225H65V224H64ZM109 225H110V224H109ZM109 225H108V226H109ZM114 225H115V224H114ZM204 225H205V224H204ZM243 225H244V223H243ZM243 225H241V226H243ZM259 225H260V224H259ZM259 225H257V226H259ZM27 226H28V225H27ZM29 226H30V224H29ZM94 226L91 225V229H92V227L94 228ZM104 226H105V225H104ZM241 226H240V227H241ZM262 226L264 227V225H260V227H262ZM1 227H0V228H1ZM89 227H90V226H89ZM218 227H219V226H218ZM263 227H262V231H263ZM97 228H99L98 225H97ZM97 228H96V229H97ZM108 228H109V227H108ZM178 228H179V227H178ZM258 228H259V227H258ZM258 228H257V229H258ZM11 229H13V228L11 227ZM75 229H76V228H75ZM77 229H78V228H77ZM89 229H90V228H89ZM99 229H100V228H99ZM101 229H102V228H101ZM105 229H106V228H105ZM199 229H200V228H199ZM202 229H203V228H202ZM2 230H3V229H2ZM7 230H8V229H7ZM29 230H30V229H29ZM106 230H107V229H106ZM194 230H196V229H194ZM194 230H193V232H194ZM206 230H207V229H206ZM206 230L204 229V231H206ZM239 230H240V229H239ZM260 230H261V229H260ZM260 230H259V231H260ZM39 231H40V229H39ZM42 231H43V230H42ZM72 231H73V230H72ZM85 231H86V233L89 235L88 231H87V230H85ZM96 231H97V230H96ZM101 231H102V230H101ZM199 231L201 232V230H199ZM202 231H203V230H202ZM204 231H203V232H204ZM257 231H258V230H257ZM97 232H98V231H97ZM97 232H96V233H97ZM168 232H170V231H168ZM196 232H197V231H196ZM196 232H195V233H196ZM206 232H207L206 234H209L208 231H206ZM210 232H211V231H210ZM214 233H215V232H214ZM216 233H217V232H216ZM231 233H232V231H231ZM233 233H234V231H233ZM28 234H29V232H28ZM33 234H34V233H33ZM197 234H199V232H198ZM211 234H212V232H211ZM229 234H230V233H229ZM0 235H2V234H0ZM78 235H79V234H78ZM91 235H92V234H91ZM97 235L99 236V234H97ZM100 235H101V233H100ZM103 235H104V234H103ZM177 235H178V234H177ZM187 235H188V234H187ZM189 235H190V234H189ZM245 235H246V234H245ZM259 235H260V233H259ZM43 236H44V235H43ZM193 236H195V235H193ZM198 236H200V235H198ZM204 236L208 237L207 235H203V238H201V239H203L202 241H204ZM15 237H16V236H15ZM3 238H4V235H3ZM20 238H19V239H20ZM25 238H26V236H25ZM179 238H180V236H179ZM195 238H199V237H195ZM210 238H212V237H210ZM19 239H18V240H19ZM22 239H23V238H22ZM22 239H21V240H22ZM66 239H67V238H66ZM182 239H183V237H182ZM189 239H190V238H189ZM201 239H200V240H201ZM0 240H1V239H0ZM21 240H19V241H21ZM193 240H194V239H193ZM242 240H243V239H242ZM46 241H47V240H46ZM190 241H191V240H190ZM243 241H244V240H243ZM25 242H26V241H25ZM81 242L83 243L84 241H81ZM20 243H23V244H24V241H22V242H20ZM45 243H46V242H45ZM76 243H77V242H75L74 244H76ZM196 243H197V242H196ZM243 243H244V242H243ZM2 245H3V244H2ZM2 245H1V247H2ZM13 245H14V244H13ZM15 245H17V244H15ZM24 245H25V244H24ZM24 245H23V246H24ZM55 245L57 246L56 243H55ZM80 245H82V244H78V248L81 247ZM204 245H205V244H204ZM240 245H242V242H241ZM4 246H5V245H4ZM6 246H7V245H6ZM18 246H19V245H18ZM21 246H22V245H21ZM28 246H29V245H28ZM76 246H77V245H76ZM76 246H75V247H76ZM82 246H83V245H82ZM197 246L199 247L198 243H197ZM200 246H201V245H200ZM205 246H208V245H205ZM14 247H15V246H14ZM24 247H25V246H24ZM203 247H204V246H203ZM2 248H3V247H2ZM4 248H5V247H4ZM16 248H17V247H16ZM60 248H61V247H60ZM64 248H65V247H64ZM178 248H179V247H178ZM196 248H197V247H196ZM205 248H206V247H205ZM211 248H213V247H211ZM216 248H217V247H216ZM18 249H19V247H18ZM56 249H57V247H56ZM58 249H59V248H58ZM61 249H62V250H65V249H63V248H61ZM174 249H175V248H174ZM194 249H195V248H194ZM199 249H200V248H199ZM208 249H209V248H208ZM208 249H207V252H208ZM217 249H218V248H217ZM232 249H234V248H232ZM235 249H236V248H235ZM244 249H245V248H244ZM1 250H3V249H1ZM4 250H5V249H4ZM62 250H61V251H62ZM73 250H74V249H73ZM175 250H176V249H175ZM209 250H210V249H209ZM230 250H231V249H230ZM230 250H229V251H230ZM236 250H237V249H236ZM5 251H7V250H5ZM58 251H59V250H58ZM61 251H60V252H61ZM68 251H69V250H68ZM118 251H119V250H118ZM121 251H122V250H121ZM245 251L247 252V250H245ZM71 252H72V251H71ZM128 252H130V251L128 250ZM128 252H126V254H127ZM218 252H219V251H218ZM6 253H7V252H5V255H7ZM61 253H63V251H62ZM64 253H65V252H64ZM66 253H67V252H66ZM66 253H65V254H66ZM122 253H125V251H123ZM192 253H194V252L192 251ZM201 253H202V251H201ZM201 253H200V254H201ZM204 253H205V251H204ZM215 253H216V252H215ZM220 253H221V251H220ZM220 253H219V254H220ZM65 254H64V259H65V256H67V255H65ZM112 254H113V253H112ZM196 254H197V253H196ZM200 254H198L197 256H201ZM217 254H218V253H217ZM49 255H51V254H49ZM49 255H47V256H49ZM70 255H71V254H70ZM115 255H116V254H115ZM183 255H186V254H181V256H183ZM244 255H245V253H244ZM7 256H8V255H7ZM24 256H25V255H24ZM54 256H55V255H54ZM86 256H87V255H86ZM181 256H180V257H181ZM187 256H188V255H187ZM191 256L194 257V254H191ZM191 256H190V258H191ZM202 256H203V254H202ZM205 256H206V255H205ZM44 257H45V256H44ZM49 257H50V256H49ZM112 257H113V256H112ZM114 257H115V256H114ZM120 257H121V256H120ZM120 257H119V258H120ZM176 257H177V255H176ZM185 257H186V256H185ZM217 257H218V255H217ZM219 257H220V256H219ZM227 257H228V256H227ZM227 257H226V258H227ZM25 258H26V256H25ZM58 258H59V257H58ZM107 258H108V257H106V259H107ZM181 258H182V257H181ZM195 258H196V255H195ZM195 258H194V259H195ZM214 258H216V257H214ZM226 258H223V259H226ZM228 258H229V257H228ZM44 259H45V258H44ZM47 259H48V258H47ZM50 259H51V257H50ZM52 259H53V258H52ZM125 259H126V258H125ZM125 259L122 258V261H121V259H120V261L123 262V260H125ZM130 259H131V258H130ZM130 259H129V260H130ZM182 259H183V258H182ZM182 259H181V260H182ZM196 259H198V257H197ZM216 259H217V258H216ZM239 259H240V258H239ZM112 260H114V259H112ZM112 260H111V261H112ZM126 260H127V259H126ZM126 260H125V261H126ZM131 260H132V259H131ZM181 260H180V262H181ZM188 260H189V257H188ZM208 260L210 261V259H208ZM208 260H206V261L208 262ZM212 260H214V259L212 258ZM212 260H211V261H212ZM231 260H232V259H231ZM10 261H12V260H10ZM53 261H54V260H53ZM118 261H119V259H118ZM118 261H116V262L119 264ZM125 261H124V262H125ZM185 261H186V258H185ZM185 261L183 260L182 262L184 263ZM191 261H193V260H190V262H191ZM215 261H217V260H215ZM215 261H214V262H215ZM39 262H40V261H39ZM109 262H110V258H109ZM114 262H115V260H114ZM142 262H143V261H142ZM175 262H177V258H176V261H175ZM194 262H195V260H194ZM194 262H192V263L194 264ZM212 262H213V261H212ZM232 262H234V260H232ZM239 262H240V260H239ZM239 262H238V263H239ZM263 262H264V261H263ZM110 263H111V262H110ZM117 263H116V264H117ZM145 263H146V262H143V264H145ZM165 263H167V262H165ZM187 263H189V261H187ZM210 263H211V262H210ZM229 263H230V262H229ZM238 263H237V264H238ZM53 264H54V262H53ZM55 264H56V263H55ZM57 264H65V263H64V261H59V260H58V263H57ZM112 264H114V263L112 262ZM167 264H168V263H167ZM177 264H180V263H177ZM184 264H186V262H185ZM189 264H190V263H189ZM197 264H198V263H197ZM259 264H260V263H259ZM261 264H262V263H261Z\"/></svg>",
  "mask_w": 264,
  "mask_h": 264
}]
</instances>
